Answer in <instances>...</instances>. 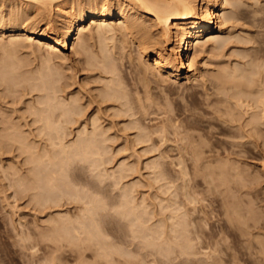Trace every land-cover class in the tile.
<instances>
[{"label": "bare ground", "instance_id": "6f19581e", "mask_svg": "<svg viewBox=\"0 0 264 264\" xmlns=\"http://www.w3.org/2000/svg\"><path fill=\"white\" fill-rule=\"evenodd\" d=\"M231 1L230 0H0V86L1 85H4L6 90L8 89L10 92H15L17 90V86L18 84H20L22 87H24L25 82L26 85L28 84V86H26V88L24 87L25 90H42L40 92H43V96L41 95V97H37L38 99L41 98V99H37L39 102V105H37V102L35 104L33 103V100H29L31 104L30 106V113L33 112L35 114V117L33 119L32 122L36 123H40V125H37L36 126V131L35 133H32V134H35L34 137L37 135H41V134H44L43 136H45V142L42 144V146L38 145V143L34 140H30L29 142L21 135L24 133L25 130H22V127H20L17 122L15 123L14 121L16 120H12V121H9L5 118H3V123L2 125H0V137H6L8 136L7 138H10L12 139L17 138V140L19 141L20 140V137H21V140H20V143L19 145L21 144V147L22 148V151H25V153H27L26 155H28V158H26V160L29 162V164L31 165L29 167V165H27L28 167H26L28 169V173H24V171H22L21 169V172H22V175L20 174V177L22 176L21 179H19V176H18V179H19V185L22 186V192L25 193V194H30V197L33 202H34V209H39V211L43 210L45 212L46 208L49 209V207L52 209V206H58V205H62V208L64 206L65 203L69 204L71 203L72 200H74V203L76 202H79L80 205H79V212H77L76 214L74 212H72L73 214H69L68 212L67 213H62L60 211H58V215L57 216H54L52 214L54 213H50L52 216L48 218L47 221L45 222H48V224H51L49 226H47L46 230L45 228H41L43 229L44 231H38L39 233H41L42 237H44L43 239H45L46 241H48V246L49 247L51 244V247H54V245L57 247L59 246L60 248L58 249L59 250H62L61 249V245L60 244H63L64 241H67V242H73L72 245H74L75 243V240H76V245H80L78 244V241L79 243L85 239L89 240V241H92V243L94 242V244H96L98 246V250H99V253L101 255H104L107 259L109 260H115V256L116 254L118 255V257H122L124 256L126 259L127 257H129L130 259H132V257H134V250H129L125 247H122V246H119L118 243L114 240H109V229H107L105 226H103V222H105V220H110L111 218H114V219H117L119 217V219L122 221L124 220L127 225L129 226V228L131 229V232H132V239L133 241L137 238L140 239V241H144L143 243L146 244L144 246V249L146 247L150 248L149 251L147 252V254H153L154 252V249H156L157 253H159V256H161L160 258L163 259H166V262L168 261H171L169 259H172L174 253H177L178 255H176V257H178L180 255V258L182 257V262L185 263V264H190V263H194V264H199V262L197 263L196 261L199 259L201 260L200 261V264H202V261H203V257H200L199 256H204L206 255L207 256V260L209 261V264H217L216 261H210V258L213 256V254L218 251L217 247H219V243H221L222 241H220L221 238H224L221 236V233L219 234V236H221L218 239H216L217 237L216 236H213L211 235L213 232H210V228H212V222H210V220L212 219L211 218V211L213 212V210L209 211V209L207 210L206 208V203L203 204V201L206 202V200L204 199L203 197V194L198 191V190H201L200 187H197L199 188L198 190H195L194 188L196 187V183H194L195 185H192L193 183V180L196 178L195 176L198 174L196 169L199 167H197L198 165V161L200 160V158H198V160L194 161L195 163H197L196 165H194V167L196 166L197 168L194 170V172L192 171L193 173V176L195 175L194 173H197L193 179L192 175H191V171L188 172L189 168L186 167V165L183 163L185 160L182 159V161H180V167H175L174 168V171L175 169L178 171L180 168V170L178 172H180L181 176V180H177V181H181L179 182V185H178V182L176 181V185L175 184H172V182H175L176 179L178 178H175V180L173 179V176L172 178L169 177V175L167 176L168 172H166V170L168 171V169L166 168L165 171H163L162 173H158L162 171V168L164 167H160L159 165H162V164H159V160H161L162 158H160L158 160V158L160 157V155H158L159 157H156L157 159H149V161H146V168L150 167V168H155V167H160L161 169H159L158 171L157 168H155L154 170H152V174H154V176H151V177H155L156 180H160L161 179H166V182L165 183H160V187L161 185L166 186L164 187L165 190H167V192L169 191L170 194H167L165 192V194L167 195H170L168 196L167 198V195L164 196V198L160 197V201H159V208H161L163 210V213L165 210H167L166 212H168L166 214V220H170L171 223L167 222V226L166 227H169L170 230H167L166 232V227L163 228L164 224L166 225V220H162L164 218L165 215H159L161 216L160 219L156 220V221H152L151 222V219L154 218V215L155 214H160V213H156L155 211V207L152 211L149 210V206L147 204V202H145V198H139V199H136L137 197H135L134 193L136 192H133L134 188L135 187V183H134V186L132 185V183H124L121 185V181L124 177H126V173L129 171V170H132V169H136L134 168L137 164L138 166V162L135 163V161H129L128 159L125 158H119V159H116V155L119 154L121 151L123 152V150L125 149L124 147H114V141L116 142V138L117 140L119 139V136H115V134L117 133H114L111 134L110 133V130H111V127L109 125H106L103 123V117L102 115H100L98 112V110L96 111L98 114H94L93 112V115H91L88 119H85V121L83 122L81 120L80 122V119L81 117L80 116V100H78V98L74 97L72 98L73 95H71V99H65V96L64 98H62L63 96L59 94L58 90L60 91V88L63 87L64 84H62V86L60 88L57 89V84L56 81H58V77H57V74L60 73L63 74L64 76V81L66 80H69V79H66L65 80V77L67 76L66 75V72H67V69L66 72L64 70L65 73H61V72H58V69L59 67H57V65H52L51 63H53L56 59V56L58 57V54L59 53V56H60V53H63V55L65 54L66 56V51L67 50H73L72 52H76V54L78 53V55L80 56V59L82 58H85L84 60L87 61V64H89V67H97L98 70L100 71L101 73V79L104 80V86L102 87L103 89H97L99 90L98 94H99V104L98 102L97 103V107H102V103H107L106 104V108H108V111L110 110V108L113 109L112 113L109 114L111 115V118L113 117V119L111 120V122L115 121V118H120L121 121H123L122 123L125 124V125H119V128L121 129V133H122V130L125 131V129H128V130H132V129H135L136 132L135 135H134V138L132 139V143L133 145L135 146H139V145H136V144H142V143H146L145 146L147 145H150L149 143L151 142L152 138H156V137H153V133L157 132L155 135L158 136V133H162L164 131L165 126L162 125L160 127V125H158V127L156 128V130L154 131V128L153 130L149 128L148 124L149 121L153 120L155 121V119L151 118V120H149L147 123L144 122L145 120H142V117L144 116L145 112L147 114V111H148V104L149 103H152L153 104V101L152 100H149L147 101L146 100V97H141L140 94L137 95V93L139 92L138 90L141 85H139V87L137 86L138 84H134L138 87H136V89L134 90L132 87V89L128 88V83L127 81H125V76L123 75L122 72V67L124 66L123 65V55L125 53V51L127 50H123L125 48H120L122 50H117L115 48V46H117V43L116 41L119 42V40H121L122 42H126L128 45L127 46H124V47H128L129 46V43H133L132 46L136 45V49L138 50V52L140 51L141 52V55H143L144 57H146V59H141L140 62H139V71L137 73L139 74H136L137 75H142V77L140 78V81H138L139 83L140 82H143V86H147L149 85V82L152 80H150V77L151 75H154L156 78L158 76V78L160 76H163V78L166 76L167 79L168 78H172L176 81V80H183L184 78L187 79V80H192L195 79L197 80L198 78V75L201 71V67L202 66V63H201V59H199V56L201 55L202 52H205L208 48H212V49H217L219 47L222 46V43L220 44L218 41H219V37L221 34H224L228 31V28H229V23L233 22V20L239 18V15H235V14H229V13H226L223 10V5L227 4V3H230ZM254 5V3L252 4ZM256 7V6H255ZM258 8L260 6H257ZM250 9V11H252L253 13L252 14H255L256 12L261 11V13L264 11L262 8L260 9ZM232 13V12H230ZM248 13H251V12H248ZM258 13V15H259ZM263 14V13H262ZM251 15V14H250ZM249 16V14H248ZM262 16V15H261ZM260 18V15L257 16ZM263 17V16H262ZM253 20V19H252ZM251 20V21H252ZM258 20V19H257ZM261 20V19H260ZM257 22V21H256ZM254 23V22H253ZM259 23V22H258ZM258 23H256L258 25ZM261 24V23H260ZM255 25V23H254ZM256 26V25H255ZM258 27V26H257ZM258 29V28H257ZM258 31H260V29H258ZM260 33V32H259ZM262 33V32H261ZM261 33H260V36H261ZM232 34V33H231ZM263 34V33H262ZM258 35V34H256ZM76 37H77V41H76ZM262 37V36H261ZM244 37H242L243 39ZM247 39H250L248 36L246 37ZM256 38V41H257V38L258 37H255ZM242 39H240V41H242ZM243 40L244 41V44H249L247 42H249L248 40ZM260 38H258L259 40ZM263 39V38H261ZM260 39V40H261ZM254 40V39H252ZM252 40L250 39V42H252ZM245 41H247L245 43ZM116 45H115V44ZM125 43V45H126ZM130 44V45H131ZM225 44V43H223ZM264 44V42H263ZM262 44V45H263ZM195 47L196 48V52H194L192 55L190 54V49L192 47ZM122 47V46H121ZM130 47V46H129ZM128 47V48H129ZM135 47V46H134ZM253 47V46H251ZM251 47H248V48H251ZM259 47V46H258ZM261 47V45H260ZM259 47V48H260ZM41 48H45V52H47V56L48 57H44L40 51H41ZM247 48V47H246ZM263 48H264V45H263ZM263 48L261 47L262 51L259 50V51H256L255 49V54L256 52L259 54V52H261V54L263 53ZM133 49V48H131ZM117 50V51H116ZM136 50V51H137ZM247 50V49H246ZM249 50V49H248ZM129 51V50H128ZM212 51V50H211ZM24 52H27V56L28 57H32L31 54H33L35 57L37 56L38 57V54H42V57L43 60L41 59V65L42 66H39L37 68H35V66H33V68H31L32 66H30L31 64L33 65V63L30 62L29 58H25L26 56L23 54ZM29 52V54H28ZM40 52V53H39ZM44 52V53H45ZM127 52V51H126ZM131 52L130 54V58L131 60L132 59V50L129 51V53ZM139 52V53H140ZM31 53V54H30ZM123 53V54H122ZM128 53V52H127ZM127 53H125V55L127 56ZM245 54H247L248 52H243ZM251 52L248 53V55L250 54ZM57 54V55H56ZM75 54V55H76ZM242 54V52L240 53ZM254 54V52H253ZM254 54V55H255ZM25 57H24V56ZM46 55V54H45ZM52 55H54L55 59L54 60H50L52 59ZM76 55V56H78ZM132 55V56H131ZM136 55H138L136 53ZM135 55V56H136ZM140 55V54H139ZM138 55V57H139ZM140 55V57H141ZM51 56V57H50ZM79 56H78V60H79ZM245 57L244 54L240 55V57ZM252 53H251V55ZM248 56L250 59L251 57ZM259 56H261L262 58H260ZM259 56L255 55V58H259L261 59L262 62H259L257 63V61H253L252 60V65H251V59L250 60H247V56L244 58L247 60L248 62V65L250 63L251 66H248L249 68H246V72H249L248 69H252L253 68V71L250 70V73H252L250 76H247L248 73L245 74V71H244V65L241 64L243 67H242V70L241 69H238L237 65L235 67L237 68H232L231 67H228L226 65H224L226 68H223L224 66H222L221 68L223 69H217L218 71L214 73V75H216L221 81H222V84L221 83H218L220 85H223L224 86L229 82H231L234 87V90L236 88V90L232 91L234 93L238 92L239 94L236 96L233 95L231 92H228V95L229 93H231V96L230 99L233 100V97L236 96V99L237 101H235V103H232V104H235V105H239L240 106V109H239V106L237 107L236 106V110L238 109V111H240V114L241 116H245L242 115L243 114V111L244 113H248L249 114V117L248 115L245 120V122H242L243 126H241V123L239 122L240 120L239 119H242L241 116H239V112L237 113L236 111V116H232L231 114L233 113V115L235 114L234 113V110L232 108L231 105H229L228 107V104L230 102V100H226V103L225 105L227 104V107H226V110L227 109H231L232 108V112L230 115H227V113H224L226 116H231L234 120V118L237 120L235 121L236 123H238V125H233L234 126V129H236L235 127L237 126V128H239L238 126H240V128L243 129L248 127L249 130L247 133L248 135L252 136L253 138V134L254 133V130L255 132H259L257 133V135H259L258 137L260 138V135H261V138L264 139L262 137V132L261 130L259 129V131L257 130L258 128H264V126L260 127V125H264V59H263V56L259 54ZM62 57V55L60 56ZM64 57V56H63ZM129 57V55L127 56ZM126 57V59H128ZM134 57V56H133ZM138 57L136 59H138ZM65 58V57H64ZM242 58V59H243ZM256 58V59H257ZM31 59V58H30ZM37 59V58H36ZM255 59V60H256ZM33 60V59H32ZM35 60V58H34ZM33 60V62H34ZM83 60V59H82ZM81 60V61H82ZM245 60V63H247ZM53 61V62H51ZM130 61V60H128ZM136 62V60H134ZM139 61V60H138ZM137 61V62H138ZM31 64H30V63ZM35 62H38L37 60ZM125 62V61H124ZM133 62V61H132ZM130 62V64L132 63ZM238 62V61H237ZM85 63V62H84ZM128 63V62H127ZM134 63V62H133ZM244 63V61H243ZM261 63V64H260ZM54 64H56L54 62ZM235 64V63H234ZM257 64L259 65V69H258V66ZM39 65V64H38ZM256 65V67H255ZM56 66V67H55ZM133 66V65H132ZM230 66V65H229ZM263 68H262V67ZM66 67V66H65ZM80 67V66H79ZM85 66H83V69H84ZM127 67V66H125ZM135 69L137 68V66H134ZM133 67V68H134ZM228 67V68H227ZM247 67V66H245ZM254 67L258 70H254ZM262 70H261V68ZM54 68H56L57 70L55 71ZM61 69V67H60ZM80 69V68H79ZM86 69V68H85ZM84 69V70H85ZM88 69V68H87ZM86 69V70H87ZM136 69V70H138ZM85 70V71H86ZM96 69H94V72H95ZM135 70V71H136ZM261 70V71H260ZM59 71H62L59 70ZM69 71V70H68ZM81 71H82V68H81ZM92 71V70H91ZM97 71V70H96ZM126 71V70H125ZM254 71H255V74H254ZM259 72V74H257ZM93 72V71H92ZM130 72V71H129ZM131 72H134L131 71ZM263 72V73H262ZM71 73V72H69ZM73 73V72H72ZM71 73V74H72ZM88 73V72H87ZM86 73V74H87ZM89 73L90 70H89ZM88 73V75H89ZM96 73V72H95ZM99 73V72H98ZM93 74V73H92ZM123 76H122V75ZM131 74V73H130ZM151 74V75H150ZM263 75L261 77H257V80L256 81H259L258 84L255 83V85L253 84L254 82V76L252 75ZM60 75H58L59 77H61ZM66 75V76H65ZM96 75V74H95ZM133 77H135L134 75L135 74H132ZM213 75V76H214ZM62 76V77H63ZM75 76V75H74ZM100 76V75H98ZM61 77V78H62ZM97 77V75H96ZM127 77V76H126ZM129 77V76H128ZM127 77V78H128ZM132 77V76H131ZM130 77V78H131ZM215 77V76H214ZM60 78V79H61ZM76 78V77H75ZM78 78V77H77ZM88 78H91V77H88ZM94 78V76H93ZM100 78V77H99ZM139 78V77H138ZM161 78V77H160ZM200 78V76H199ZM216 78V77H215ZM215 81H217V79ZM259 78V80H258ZM97 79V78H96ZM134 79V78H133ZM155 79V78H154ZM165 79V80H167ZM240 79H245V82L247 86L251 85V86H256L257 85V90L254 89V91L257 93H255L253 91L252 88H247L246 86V90L245 91H249L250 93L247 94L246 92H244L243 90H239V89H242L243 86L245 85H242L241 88H237V87H240L241 85H238L235 87V85H237V82L238 80L240 81L239 84H244L241 82ZM62 80V79H61ZM73 80V78H72ZM84 80V79H82ZM86 80V79H85ZM84 80V82H86ZM94 80V79H93ZM92 80V82H93ZM135 80V79H134ZM137 80V78H136ZM159 80V83H161V79H158ZM199 80V79H198ZM100 81V79H99ZM98 81V82H99ZM154 81V80H153ZM151 81V82H153ZM162 81H164V79H162ZM238 81V82H239ZM243 81V80H242ZM22 82L24 83L22 85ZM59 82V81H58ZM57 82V83H58ZM70 82V81H68ZM73 82V81H72ZM77 82V81H76ZM79 82V81H78ZM77 82V83H78ZM97 82V81H96ZM130 82H132V79L130 80ZM166 82V81H164ZM181 82V81H180ZM219 82V81H217ZM234 82V83H233ZM65 83V82H64ZM71 83V82H70ZM88 83V82H87ZM91 83V82H90ZM137 83V81H136ZM174 83V82H173ZM226 83V84H225ZM81 84V83H80ZM86 84V83H85ZM97 84V83H96ZM100 84V83H99ZM128 84V85H127ZM131 85H133V83H130ZM155 84V82H154ZM157 84V83H156ZM163 85V82L161 83ZM177 84V83H176ZM180 84V83H179ZM217 84V85H218ZM253 84V85H252ZM65 85H67V81L65 83ZM73 84L70 85V87L72 86ZM94 85V84H93ZM103 85V84H102ZM151 85V84H150ZM159 85V84H158ZM157 85V86H158ZM216 85V87H218ZM219 85V86H220ZM231 84H229L227 87V89L229 88L231 90V87H229ZM4 86L2 88H4ZM82 86V84H81ZM87 86V84H86ZM85 86V87H86ZM142 86V87H143ZM144 86V87H145ZM154 86V85H153ZM168 86V85H167ZM215 86V84H214ZM0 87V88H1ZM20 87V86H18ZM58 87H59V84H58ZM67 87V86H66ZM65 87V88H66ZM69 87V86H68ZM80 87V86H79ZM99 87V86H98ZM148 87V86H147ZM177 87V86H176ZM64 88V87H63ZM83 88V87H82ZM88 88V87H87ZM92 88V87H91ZM146 88V87H145ZM149 88V87H148ZM151 88V87H150ZM154 88V87H153ZM155 88H156V85H155ZM158 88H160L158 86ZM170 88V87H169ZM219 88V87H218ZM221 89L223 88V86L220 87ZM219 88V89H220ZM244 88V87H243ZM23 89V90H24ZM78 89V88H77ZM93 89V88H92ZM144 89V88H143ZM142 89V90H143ZM172 89V88H171ZM175 89V88H174ZM218 89V91H219ZM252 89V90H251ZM2 90V89H1ZM21 90V91H23ZM84 90V89H83ZM94 90V89H93ZM101 90V91H100ZM131 90H134L135 92L131 91ZM145 90V89H144ZM149 90H152V89H149ZM158 90H161V89H158ZM176 90V89H175ZM179 89L177 88V91ZM217 90V88L215 89V91ZM226 90V89H225ZM224 89L220 90V92L222 94H224L226 91H229V90H226L225 91ZM251 90V91H250ZM18 91V90H17ZM16 91V92H17ZM19 90V92H21ZM25 91V92H27ZM78 91V90H76ZM80 91V90H79ZM90 91V90H89ZM95 91V90H94ZM156 91V90H154ZM168 91V90H167ZM172 91V90H171ZM216 92L214 94H219V92ZM224 91V92H223ZM242 91V92H241ZM33 92V91H32ZM35 92V91H34ZM88 92V90H87ZM97 92V91H96ZM133 92V93H132ZM137 92V93H136ZM146 94L148 93V91H145ZM176 92V91H175ZM175 92L173 93L175 95ZM251 92H254V93H251ZM18 93V92H17ZM29 93V92H27ZM24 94L25 96L27 95ZM31 93V92H30ZM66 93V92H65ZM76 93V92H75ZM82 93V92H81ZM90 93V92H89ZM134 93L135 96L137 95V99L139 100V103H140V106H141V109L137 108L139 106H137L135 104V96H134ZM139 93H142L141 90ZM153 93V91H152ZM243 93V94H241ZM1 94L3 95L2 91H1ZM10 94V93H9ZM14 94V93H13ZM18 94H22V93H18ZM42 94V93H41ZM67 94V93H66ZM74 94V92H73ZM77 94H80L77 93ZM84 94V93H83ZM92 94V93H91ZM94 94V92H93ZM133 94V95H132ZM144 94V93H142ZM145 94V95H146ZM150 94V93H149ZM147 94V98H150L149 95ZM157 94V93H156ZM178 94V92H177ZM227 94V92H226ZM224 94V95H226ZM245 94V95H244ZM254 94V95H253ZM6 94L4 93L3 97L5 96ZM11 95V94H10ZM17 96V94H14ZM13 95V96H14ZM31 96V94H28ZM40 95V94H39ZM76 95V94H74ZM96 95V93H95ZM140 95V96H139ZM164 95V94H163ZM168 95V94H166ZM164 95V96H166ZM180 95V93H179ZM184 95V94H182ZM223 95V96H224ZM34 96V95H33ZM62 96V97H61ZM67 96V95H66ZM90 96V95H89ZM98 96V95H97ZM135 98H134V97ZM155 96V94L153 95ZM163 96V97H164ZM181 96V95H180ZM230 96V95H229ZM7 97V95H6ZM22 97V96H21ZM20 96L19 97H16L18 98H21ZM32 97V96H31ZM36 97V96H34ZM81 97V96H80ZM91 97V96H90ZM94 97V96H92ZM91 97V99H92ZM157 97V95H156ZM162 97V98H163ZM189 96H187V100ZM12 99L11 96L8 97V99ZM14 98V97H13ZM14 98V100L16 99ZM84 98V97H83ZM158 98V97H157ZM161 98V100H162ZM166 98V97H165ZM176 98V97H175ZM183 98V97H182ZM228 98V96H227ZM5 99V98H4ZM23 99V97H22ZM28 99V98H27ZM33 99V98H32ZM36 99V98H35ZM90 99V98H89ZM88 99V100H89ZM151 99H152V96H151ZM155 99V97H154ZM164 99V98H163ZM169 99V97H168ZM174 99V98H172ZM184 99V98H183ZM229 99V98H228ZM3 100V99H1ZM13 99L11 100L14 101ZM26 100V99H25ZM84 100V99H83ZM94 100V99H93ZM137 100V102H138ZM144 100V101H142ZM145 100L149 103L146 104ZM156 100V99H155ZM161 100H160V104L162 105L163 107V104L161 103ZM167 100V99H166ZM165 100V104H167ZM186 100V101H187ZM224 98H223V101H225ZM4 101H7L6 99ZM23 101V100H22ZM91 101V100H90ZM96 101V99H95ZM152 101V102H151ZM171 101V100H170ZM183 102L185 100H182ZM181 101V102H182ZM1 102V101H0ZM9 102V100H8ZM82 102V101H81ZM155 102V101H154ZM163 102V101H162ZM173 102V101H172ZM175 102V100H174ZM173 104H176V102ZM181 102H178L181 104ZM6 104V102H3V104ZM21 103V101H20ZM25 103V102H24ZM28 103V102H26ZM157 103V102H156ZM154 103V104H156ZM169 103V102H168ZM187 103V102H186ZM212 103V104H211ZM210 103V105H213V101ZM218 103V102H217ZM224 103V102H223ZM4 104V105H5ZM10 104V103H9ZM13 104V102L11 103ZM18 104V103H17ZM15 103V105H17ZM29 104V105H30ZM85 104V103H84ZM87 104V103H86ZM138 104V103H137ZM164 104V105H165ZM171 104V102L169 103V105ZM172 104V105H173ZM184 104V103H183ZM188 104V103H187ZM192 104V103H191ZM190 103L188 105H191ZM231 104V103H230ZM2 105V104H1ZM7 105V104H6ZM90 105V104H89ZM92 105H93V102H92ZM157 105V104H156ZM156 105H153L154 107ZM160 105V106H161ZM187 105V106H188ZM193 105V104H192ZM23 106V105H22ZM86 106V105H85ZM88 106V105H87ZM150 106V104H149ZM152 106V107H153ZM167 106V105H166ZM177 106V105H175ZM180 106V105H179ZM177 106V107H179ZM182 106V105H181ZM185 106V105H184ZM186 106V108H187ZM218 106V105H217ZM9 106H7V109ZM18 107V106H17ZM93 107V106H92ZM96 107V106H94ZM96 107V108H97ZM151 107V108H152ZM153 107V109H154ZM161 107V108H162ZM174 107V106H172ZM193 107H196L193 106ZM224 107V106H223ZM234 109H235V106H233ZM2 109V106L0 107ZM12 108V106H11ZM19 108V107H18ZM25 108V107H23ZM104 108V107H103ZM105 108V110H107ZM156 108V107H155ZM160 108V107H159ZM158 108V109H159ZM165 108V107H163ZM161 109L162 113L164 112L165 109ZM171 108V107H169ZM185 108V109H186ZM190 108V107H188ZM187 108V110H189ZM13 109V108H12ZM12 109H9V110H12ZM16 109V108H14ZM13 109V110H14ZM100 109V108H98ZM184 109V108H183ZM191 109L193 110V108L191 107ZM219 109V108H218ZM221 109V108H220ZM5 110V109H4ZM23 110V109H22ZM21 110V111H22ZM25 110V109H24ZM24 110L23 112H19V114L21 113H24ZM83 110V109H82ZM85 110H88V109H85ZM83 111V112H86V111ZM101 110V109H100ZM104 110V111H105ZM152 110V109H151ZM157 110V109H156ZM156 110H152V111H155ZM160 110V109H159ZM177 110V108H176ZM174 109V111H176ZM180 110V109H179ZM222 110V109H221ZM27 111V110H26ZM25 111V112H26ZM28 111H27V114H28ZM94 111V110H93ZM103 111V112H104ZM150 111V109H149ZM148 111V112H149ZM161 111H159L161 113ZM169 111V110H167ZM181 111V110H180ZM179 111V112H180ZM219 111V110H218ZM223 111V110H222ZM229 111H227L229 113ZM9 112V111H8ZM7 112V113H8ZM14 112V111H12ZM16 113L18 112L17 109L15 111ZM101 112V113H103ZM110 112V111H109ZM158 112V113H159ZM220 112V111H219ZM242 112V113H241ZM1 113V111H0ZM107 113V111H105V114ZM139 113H144L142 117H138V114ZM151 113V111L149 112ZM153 113V112H152ZM160 113L158 115H160ZM168 113V112H167ZM175 113V112H174ZM174 113H171L174 115ZM178 113V111H177ZM186 113V112H185ZM185 113L182 114L185 116ZM221 113V112H220ZM4 113H2L3 115ZM26 114V115H27ZM32 114V113H31ZM30 114V115H31ZM82 114H85V113H82ZM91 114V113H90ZM169 114V113H168ZM188 114V113H186ZM192 114V113H191ZM190 114V116H191ZM224 114H222L224 116ZM1 115V116H2ZM24 114H22L23 116ZM29 115V114H28ZM157 115V116H158ZM162 115V114H161ZM160 115V116H161ZM165 115V112L164 114ZM167 115V114H166ZM165 115V117H166ZM172 115V117H173ZM181 115V116H182ZM194 115V113L192 114ZM7 116V115H6ZM8 116H10L8 114ZM21 116V115H20ZM19 116V117H20ZM21 116V117H22ZM25 116V115H24ZM23 116V117H24ZM78 116V117H77ZM83 116V115H81ZM85 116V115H84ZM105 116V115H104ZM168 116V115H167ZM175 116V115H174ZM180 115L178 117H181ZM195 116V115H194ZM11 117V116H10ZM146 116H144L143 118H145ZM149 117V114L147 115V120L150 118ZM162 117V116H161ZM177 117V118H178ZM225 117V116H224ZM239 117V118H238ZM9 118V117H7ZM30 118V117H29ZM106 118V117H105ZM104 118V119H105ZM169 118L171 119V117L169 116ZM175 118V117H174ZM184 118L183 116L179 119L181 121V119ZM190 118V117H189ZM221 118V117H220ZM231 118V119H232ZM12 119V117H11ZM22 119V118H20ZM28 119V118H27ZM146 119V118H145ZM163 119H164V116H163ZM168 119V121L170 120ZM176 119V118H175ZM173 120V127H177L176 125H178V122L176 120ZM185 119V118H184ZM191 119V118H190ZM197 119V118H196ZM194 117V121H197ZM230 119V118H229ZM244 119V118H243ZM107 120V118H106ZM117 120V119H116ZM146 120V121H147ZM159 120V119H157ZM166 120V118H165ZM178 120V119H177ZM186 120V119H185ZM202 120V119H201ZM204 121H206L205 119H203ZM208 120V119H207ZM224 120V119H223ZM25 121H26V118H25ZM152 121V122H153ZM160 121V120H159ZM167 121V120H166ZM165 121V122H166ZM167 121V122H168ZM184 121V120H183ZM191 122L190 120H188V117H187V122ZM199 121V120H198ZM226 121V119H225ZM78 122H80L79 125H76L78 124ZM118 122V121H117ZM162 122V121H161ZM171 122V121H170ZM193 122V121H192ZM208 122V121H207ZM214 122V121H213ZM230 122V121H228ZM234 122V121H232ZM31 123V122H29ZM34 123H32L34 125ZM115 123V122H114ZM146 123V124H145ZM174 123H175V126H174ZM181 123V122H180ZM196 123V122H195ZM199 123V122H197ZM210 123H211V120H210ZM210 123H209V126H210ZM247 125H245V124ZM109 124V123H108ZM119 124V122H118ZM155 124V123H154ZM153 124V125H154ZM166 124V123H165ZM169 124V123H168ZM172 125V122L170 123ZM183 124V126H185V121L181 123V125ZM192 124V123H191ZM204 124V123H203ZM202 123L200 125H203ZM227 124V123H226ZM229 124V123H228ZM233 124V123H232ZM27 126V122L25 124ZM72 125H76V127L74 128H71ZM111 125V124H110ZM116 125V123H115ZM152 125V124H151ZM180 125V124H179ZM196 126V124H194ZM213 125V123H212ZM250 127H249V126ZM122 126V128L120 127ZM124 126V127H123ZM190 126V124H189ZM193 126V124H192ZM232 126V125H230ZM259 126V127H258ZM156 127V126H155ZM168 127V126H167ZM171 127V126H169ZM168 127V128H169ZM171 127V130L172 128ZM197 127V126H196ZM201 127V126H200ZM206 127H208L206 125ZM205 127V128H206ZM212 127V126H211ZM258 127V128H257ZM24 128V127H23ZM33 128V126H32ZM70 128V129H69ZM178 128V127H177ZM176 128V130H177ZM180 128V127H179ZM190 128H192L190 126ZM247 128V129H248ZM262 128V129H263ZM184 129V127H183ZM193 129V128H192ZM192 129L191 132H192ZM195 129V128H194ZM201 129V128H200ZM210 129V127H209ZM213 129H214V125H213ZM212 129V130H213ZM252 129V133L250 134L251 130ZM174 130V129H173ZM172 130V131H173ZM176 130H174L173 132H177ZM185 130V129H184ZM188 129H186L187 131ZM197 130V129H196ZM206 130V129H205ZM204 130V131H205ZM240 130V129H239ZM244 130V129H243ZM246 130V129H245ZM166 131V130H165ZM169 131V129L166 131V133ZM183 131V130H182ZM185 131V132H186ZM198 131V130H197ZM201 130H199L200 132ZM236 131V130H235ZM238 131V129H237ZM241 131V130H240ZM264 131V129L262 130ZM115 132V131H113ZM126 134H127V130L125 131ZM129 132V131H128ZM178 132H179V129H178ZM198 132V133H199ZM217 132V131H216ZM214 132V133H216ZM245 132V131H244ZM29 133V132H28ZM124 133V132H123ZM172 133V132H171ZM180 133H181V130H180ZM179 133V134H180ZM184 133V132H183ZM196 134V132H194ZM197 133V134H198ZM210 134H212L211 132H209ZM213 133V134H214ZM237 133V132H236ZM240 133H243V132H239L238 135H240ZM246 133H243V134H246ZM255 133V134H256ZM70 134H74L73 135V138H69ZM118 134V133H117ZM163 134L165 135V133L163 132ZM178 134V133H177ZM178 134V135H179ZM186 134H188V131L186 132ZM186 134H182V137L183 136H186ZM206 134H207V131H206ZM217 134V133H216ZM242 134V135H243ZM3 135V136H2ZM21 135V136H20ZM29 135H31L29 133ZM132 135V136H133ZM160 135V134H159ZM167 136H169L170 134H166ZM165 135V136H166ZM172 135V134H171ZM170 135V137H171ZM173 135H175L173 133ZM177 135V137H178ZM190 135V133H189ZM194 135V134H193ZM193 135L191 136L193 138ZM219 135V134H218ZM225 135V134H224ZM237 135V136H238ZM240 135V137L242 136ZM257 135H254L257 137ZM263 135H264V132H263ZM32 136V135H31ZM43 136L41 135L42 139H43ZM131 136V134H130ZM162 136V135H160ZM181 136V135H180ZM198 136V135H197ZM210 136V135H209ZM233 136V135H231ZM243 136H246L245 138L247 139V135H243ZM4 137V139L6 140V138ZM30 137V136H29ZM35 137V138H36ZM39 137V136H38ZM37 137V139H38ZM39 137V138H41ZM124 137V136H122ZM126 137V135H125ZM163 137V136H162ZM176 137V136H175ZM176 137V140L179 138ZM196 137V136H195ZM201 137V136H200ZM213 137V136H212ZM257 137V140L259 139ZM19 138V139H18ZM161 138V137H160ZM187 138V136H186ZM190 138V136H189ZM198 138V137H197ZM196 138V139H197ZM207 138V137H205ZM244 138V137H243ZM250 138V137H249ZM255 138V137H254ZM3 139V138H2ZM9 139V140H11ZM30 139V138H29ZM115 139V140H114ZM130 139V138H128ZM159 139V138H158ZM175 139V138H174ZM181 139V137H180ZM178 139V140H180ZM195 139V140H196ZM210 139V138H209ZM225 141H226V138H224ZM237 139V137H236ZM245 139V140H246ZM1 140V139H0ZM14 140L16 141V139H13V141L11 140V142H14ZM127 140V139H126ZM167 141L169 140V138L167 137L166 139ZM182 140V139H181ZM184 140V139H183ZM204 140V139H203ZM202 140L199 139V143L203 145L205 144H211V143H207L208 141H206V143H204ZM211 140V139H210ZM213 140V139H212ZM211 140V141H212ZM220 140V139H219ZM253 140V139H251ZM2 141V140H1ZM0 141V143H1ZM4 141V140H3ZM33 141V142H31ZM130 141V140H129ZM154 142L152 143H155V140H153ZM170 141H174L173 138L171 140L170 138ZM190 141V140H188ZM187 141V142H188ZM197 141V140H196ZM210 141V142H211ZM218 142V140H216ZM236 141V140H235ZM240 141V140H239ZM22 142V143H21ZM119 142V141H118ZM157 142V141H156ZM191 142V141H190ZM194 142V141H193ZM213 142V141H212ZM222 141H220L221 143ZM248 142V141H247ZM250 142V141H249ZM252 142H255V141H252ZM264 142V140L262 141V143ZM15 143V142H14ZM17 143V141H16ZM15 143V144H16ZM120 143V142H119ZM130 142V146H133L131 145L132 144ZM151 143V145H152ZM168 143V142H167ZM170 143V142H169ZM176 143V142H175ZM183 144L185 142H182ZM189 143V142H188ZM195 143V142H194ZM223 143V142H222ZM237 142H235L236 144ZM257 144H259V142H256ZM261 143V142H260ZM3 144V142L1 143ZM12 144V143H11ZM9 144V146L11 145ZM18 144V143H17ZM16 144V145H17ZM40 144V143H39ZM122 144V143H121ZM158 144V143H157ZM174 144V142H173ZM198 144V143H196ZM196 144L194 145V147L196 146ZM199 144V146H200ZM212 144H215V143H212ZM239 144V143H238ZM251 144V143H250ZM123 145V144H122ZM127 145V144H125ZM156 145V144H155ZM168 145V144H167ZM177 145V144H176ZM176 145H175V148H176ZM188 145H191V144H188ZM188 145H183V146H188ZM240 145V144H239ZM239 145H236L238 146L239 148ZM2 146V145H1ZM4 146V145H3ZM8 148H11L12 146H10ZM119 146V145H118ZM134 146V147H135ZM157 146V145H156ZM170 146V145H169ZM173 146V145H172ZM178 146V145H177ZM180 146V145H179ZM198 146V145H197ZM197 146L194 148V154L196 152V150L198 149ZM198 146V147H199ZM206 146V145H205ZM243 146V145H242ZM254 146H255V143H254ZM258 145H256L257 147ZM261 146V144H260ZM264 147V144L262 145ZM261 146V148H263ZM128 148H130L128 145H127ZM149 149H150V146H148ZM152 147H155V146H152ZM151 147V148H152ZM160 147V146H159ZM158 147V149H159ZM171 147V146H170ZM190 147V146H189ZM192 147V146H191ZM202 147V146H201ZM208 147V146H207ZM214 147V146H213ZM220 147V145H219ZM218 147V148H219ZM224 147V144L223 146ZM247 147V146H246ZM4 148V147H3ZM6 148V149H8ZM13 148V147H12ZM157 148V147H156ZM154 148V149H156ZM163 152L165 150V147H163ZM174 148V146H173ZM186 147H184L185 149ZM204 147H202L203 149ZM225 148V147H224ZM237 148V149H238ZM260 148V147H259ZM2 149V147H1ZM17 149V148H16ZM20 149V148H19ZM17 149V151L19 150ZM143 149V147L141 148ZM148 149V148H147ZM169 149V148H168ZM179 149H181L179 147ZM190 149V148H189ZM201 148H199L198 150H200ZM206 149V148H205ZM214 150L215 147L213 148ZM245 149V148H244ZM4 149H2V152H3ZM21 150V149H20ZM130 150V149H129ZM128 150V151H129ZM136 150V148H135ZM138 150V149H137ZM161 150V149H159ZM167 150V149H166ZM165 150V151H166ZM176 150V149H175ZM211 150V149H210ZM209 150V152H210ZM219 151L221 149H218ZM216 150V151H218ZM240 150H242L241 152L243 153V149L241 148ZM238 150V151H240ZM257 150V149H256ZM1 151V150H0ZM8 151V150H7ZM10 152H12V150H9ZM16 151V150H15ZM21 151V152H22ZM139 151V150H138ZM143 151V150H142ZM142 151L140 152V154H142ZM147 151H150L152 152V149L150 150H147ZM158 151V150H157ZM162 151V150H161ZM170 151V150H169ZM184 152L186 150H183ZM205 152H207L206 150H204ZM213 151V150H212ZM211 151V152H212ZM227 151V150H226ZM246 151V150H245ZM244 151V152H245ZM260 151V150H259ZM9 152V153H10ZM19 152V151H18ZM17 152V153H18ZM121 152V153H122ZM132 152V151H131ZM138 152V153H139ZM146 152V150H145ZM145 152L143 153L145 155ZM156 152V150L154 151ZM198 152V151H197ZM196 152V153H197ZM228 152V151H227ZM6 153V152H5ZM14 153V152H13ZM20 153V152H19ZM120 153V154H121ZM127 153V152H126ZM137 153V152H135ZM148 153V152H147ZM160 153V152H159ZM162 153V152H161ZM160 153V154H161ZM178 153V152H177ZM199 153V152H198ZM203 152H201L202 154ZM212 153H215L214 151ZM218 153V152H217ZM229 153V152H228ZM235 151L233 152L232 155H236L234 154ZM238 153V152H237ZM240 153V152H239ZM21 154V153H20ZM19 154V155H20ZM23 154V153H22ZM152 154V153H151ZM165 154V153H164ZM164 154H161L163 155L162 157H164L165 155ZM170 154V153H169ZM193 154V155H194ZM205 154V153H204ZM209 154V153H208ZM223 154V153H222ZM227 154V153H226ZM225 154V155H226ZM24 155V154H23ZM127 155V154H126ZM129 155V154H128ZM132 155V153H131ZM136 155V154H135ZM155 155V154H154ZM180 155V153H179ZM185 155V153H184ZM188 155V153H186V156ZM192 155V156H193ZM200 155V154H198ZM197 155V157H198ZM210 155V154H209ZM214 156V154H212ZM133 156H134V153H133ZM131 156V157H133ZM138 156V158H142L141 156L139 157V155H136ZM149 156V154L147 155ZM171 156V155H170ZM173 156V155H172ZM176 156V154H175ZM178 156V155H177ZM219 156L222 157V155L219 153ZM19 157V156H18ZM130 157V155H129ZM152 157V156H151ZM154 157V156H153ZM200 157V156H199ZM207 157V155L205 156ZM219 157V158H220ZM224 157V156H223ZM1 158V157H0ZM150 158V157H149ZM168 158V157H166ZM165 158V159H166ZM173 158V157H172ZM171 158V159H172ZM176 158V157H175ZM173 158V161L174 159ZM178 158V157H177ZM176 158V159H177ZM202 158H203V155H202ZM208 158V157H207ZM216 158V157H215ZM226 158V157H224ZM232 158V157H231ZM3 157L1 158V161H2ZM130 159V158H129ZM135 159V158H133ZM147 159V158H146ZM145 159V160H146ZM175 159V160H176ZM179 159V158H178ZM205 159V158H204ZM210 159V158H209ZM227 159V158H226ZM235 159V158H234ZM233 158L231 160H234ZM4 160V159H3ZM6 160V159H5ZM12 160V159H11ZM16 160H17V157H16ZM19 160V159H18ZM25 160V161H26ZM139 160V159H138ZM164 160V159H163ZM193 160V159H192ZM202 160V159H201ZM217 161V159H214ZM221 160V159H219ZM224 159L221 160V162L223 161ZM229 160V159H228ZM244 160V159H243ZM8 161V160H7ZM21 161V160H20ZM25 162V163H28V162ZM76 161H80L81 163H85V162H88L90 164V166H93L94 168L97 169V173L102 175L101 176V179L102 178H112L113 180H115V185L116 184H120V189L122 188V194H121V198L117 201H114L115 199V196L114 194L111 192L110 193V196L108 195L107 199H110L111 197L113 198L114 196V200L112 201V203L110 202L109 203V200L106 202L105 197H98V191L100 188H98V185L97 187H93L95 189L93 190H89V189H92V188H89L87 189V191L85 189H83L84 187V184H82L83 186H78L79 184L75 183L76 181H74L73 179V176L71 174H69V170H70V165ZM168 163V160H166ZM172 161V160H170ZM207 161V160H206ZM212 161V159L210 160ZM209 161V163H211ZM227 162V160H224ZM230 161V160H229ZM22 162V161H21ZM24 162V161H23ZM23 162L22 164L20 165H23ZM144 162V161H143ZM142 162V163H143ZM162 162V161H161ZM160 162V163H161ZM186 162V161H185ZM188 162V160H187ZM220 162V163H221ZM233 162V161H232ZM232 162L230 161L229 163H231V166L232 165ZM234 162H238V161H234ZM8 163H11L10 160L8 161ZM7 163V164H8ZM13 163V161H12ZM17 163V162H16ZM15 163V164H16ZM18 163H20L18 161ZM24 163V164H25ZM145 163V162H144ZM143 163V165H144ZM164 163V161L162 162ZM171 163V164H170ZM169 164L170 165H173V162H170ZM207 163V162H206ZM209 163L207 165H209ZM215 163V162H213ZM210 164L211 165V168L212 166L214 167L215 164ZM228 163V164H229ZM2 164V162H1ZM0 164V166H1ZM6 164V165H7ZM14 164V163H13ZM182 164V165H181ZM184 164V165H183ZM224 164V163H223ZM235 164V163H234ZM4 164H2L3 166ZM75 165V164H74ZM85 165V164H84ZM108 165H113L110 169V167H108ZM141 164V166H143ZM167 165V164H166ZM176 165H177V162H176ZM190 165V164H189ZM192 165V164H191ZM204 165V164H203ZM218 165H219V162H218ZM227 165V164H226ZM225 165V166H226ZM238 168V165L235 164ZM234 165V166H235ZM1 166V168H3ZM11 167V170L13 169V167H17V166H14V165H9V168ZM25 166V165H24ZM89 166V167H90ZM136 166V167H137ZM140 166V167H141ZM169 165H167L168 167ZM193 166V165H192ZM202 165H200L201 167ZM221 166H222V163H221ZM224 166V165H223ZM224 166V167H225ZM233 166V167H234ZM241 166V165H239ZM8 167V165H7ZM5 166L4 169L7 168ZM21 167V166H20ZM72 167V166H71ZM75 167V166H74ZM78 167V166H77ZM75 167V168H77ZM86 167V165H85ZM108 167V168H107ZM139 167V166H138ZM172 168V166H170ZM8 168V169H9ZM74 168V169H75ZM144 168V166L142 167ZM140 168V169H142ZM179 168V169H178ZM192 168V167H191ZM207 169H209L210 167H207ZM205 166L204 168L201 167V169H206ZM236 167L234 168L237 169ZM240 168V167H239ZM239 168H238V171H239ZM4 169H2V171H4ZM20 169V168H19ZM18 169V170H19ZM26 169V170H27ZM72 169V170H74ZM79 169V168H78ZM82 169V168H81ZM99 169V170H98ZM111 171H110V170ZM139 169V168H138ZM137 169V171H138ZM165 169V168H164ZM163 169V170H164ZM16 170V168H15ZM85 170V169H84ZM91 170V169H90ZM147 170V169H146ZM233 170V168H232ZM0 171V172H2ZM6 171V170H5ZM10 171V170H9ZM13 171V170H12ZM12 171L10 173H12ZM92 171V170H91ZM96 171V170H95ZM100 171V172H99ZM135 171V170H133ZM131 171V172H133ZM136 171V172H137ZM156 171V172H154ZM172 171V170H171ZM199 171V174L200 173H205L203 171L200 172V169H198ZM210 171V170H209ZM27 172V171H26ZM75 172V171H73ZM83 172V171H82ZM88 172V171H87ZM140 172V171H139ZM176 172V171H175ZM173 172V174L175 173ZM207 172V171H206ZM222 172H223V168H222ZM225 172V171H224ZM223 172V173H224ZM234 172V171H233ZM233 172H226V175L228 177V174L227 173H232ZM237 172V170H236ZM10 173H8V175H10ZM23 173L25 175H23ZM78 173H79V170H78ZM86 173V172H83V174ZM135 173V172H134ZM6 174H7V171H6ZM13 174V173H12ZM27 174V175H26ZM88 174V173H87ZM91 174V173H90ZM89 174V175H90ZM96 174V173H95ZM133 174V173H132ZM131 174V175H132ZM170 174V173H169ZM198 174V175H199ZM201 175L202 178L205 179V174H203V176ZM237 174V173H236ZM240 174V173H239ZM238 174V175H239ZM2 175V174H1ZM18 175V174H17ZM103 175L105 177H103ZM128 175V173H127ZM129 175V176H131ZM171 175V174H170ZM199 175V176H200ZM211 175V174H210ZM209 175V176H210ZM234 176L238 177V175H235L233 174ZM232 175V176H233ZM242 178H244L242 174H240ZM5 176V173L3 175V177ZM12 176V175H11ZM80 176H84L82 181L84 180L85 175H80ZM92 176V175H91ZM138 176L139 173H138ZM176 176V174H175ZM208 176V178H210ZM213 176V175H212ZM211 176L210 179H212L213 177ZM216 176V174H215ZM2 177V176H0ZM2 177V178H3ZM132 177V176H131ZM141 177V176H140ZM218 177V176H217ZM8 178V177H7ZM6 176H5V180L7 181L8 179H12V177L8 178L7 179ZM75 178V177H74ZM127 178V177H126ZM148 178V177H147ZM207 178V177H206ZM14 179V178H13ZM12 179V180H13ZM87 179V177L85 178ZM91 179V178H90ZM88 179V182L89 180ZM96 179V178H95ZM94 179V180H95ZM99 179V176L98 178ZM100 179V180H101ZM132 179H135V177H133ZM139 178H137L138 180ZM192 179V181H191ZM201 179V178H200ZM214 179V178H213ZM216 180H218L217 178H215ZM236 179V178H234ZM4 180V181H5ZM92 180V179H91ZM93 180V181H94ZM103 180V179H102ZM101 180V181H102ZM110 180V179H109ZM113 180H110L113 181ZM125 180V179H124ZM148 180V179H147ZM153 180V178H152ZM198 180L199 182V179H196ZM195 180V181H196ZM216 180L214 181L215 183L219 182ZM241 181V179H239ZM244 180V179H243ZM10 181L9 180V184H10ZM81 182V179L79 180ZM85 181V180H84ZM98 181V180H97ZM105 181V180H104ZM103 181V183H104ZM131 181V179L129 180ZM128 181V182H129ZM190 181L192 183H190ZM202 181V180H201ZM208 181V180H207ZM206 179H205V182H207ZM213 181V180H212ZM210 180V182H212ZM239 181V182H240ZM1 182V181H0ZM13 182V181H12ZM86 182V183H88ZM109 182V181H108ZM133 182V181H132ZM135 182V181H134ZM142 182V181H141ZM141 182H137L138 184H140ZM157 182V181H156ZM162 182V181H161ZM164 182V181H163ZM198 182H197V185H198ZM242 182V181H241ZM245 181H243L242 183H244ZM6 183V182H5ZM82 183V182H81ZM84 183V182H83ZM85 183V184H86ZM93 183V182H91ZM90 183V184H91ZM96 183V181H95ZM201 183V182H199ZM203 183H204V180H203ZM202 183V184H203ZM208 183V182H207ZM221 183V182H220ZM241 183V185H242ZM13 184V183H12ZM14 184H16V182H14ZM89 184V185H90ZM100 184V183H99ZM113 184V183H112ZM131 184V185H130ZM137 184V185H138ZM144 184L141 183L140 185ZM205 184V183H204ZM209 184V185H208ZM206 185H208L209 187L211 186L210 183H208ZM212 184V183H211ZM223 183H221L220 185H222ZM235 185H237L236 183H234ZM232 184V185H234ZM240 184V183H239ZM81 185V184H80ZM101 185H104V184H101ZM107 185V184H106ZM114 185V184H113ZM201 185V184H199ZM216 186V184H213ZM225 185V184H224ZM227 185V184H226ZM234 185V186H235ZM244 185V184H243ZM242 185V186H243ZM3 186V184L1 185ZM5 186V185H4ZM7 186V185H6ZM12 186V185H11ZM16 186V185H15ZM14 186V187H15ZM92 186V185H91ZM149 186V185H148ZM218 186V184H217ZM241 186V187H242ZM246 186V185H244ZM243 186V187H244ZM8 187H10V185H8ZM14 187H13V190H14ZM82 187V188H81ZM89 187V186H87ZM86 187V188H87ZM112 187V186H110ZM138 187V186H137ZM157 187V186H156ZM207 187V186H206ZM207 187V188H209ZM219 187V186H218ZM217 187V188H218ZM225 187V186H224ZM223 187V188H224ZM240 187V186H239ZM239 187H236V190L239 189ZM242 187V189H243ZM3 188V187H2ZM12 188V187H11ZM21 187L18 186L17 189H20ZM97 188V189H96ZM106 188H109L108 186L105 187ZM162 188V187H161ZM162 188V189H164ZM172 188V189H171ZM196 188V189H197ZM202 188V187H201ZM204 188V192H205V187ZM206 188V190H207ZM214 188V186H213ZM212 188V189H213ZM230 190L232 189L231 187H229ZM228 188V190H229ZM235 188V187H234ZM4 189V188H3ZM5 189H8L7 187ZM4 189V191H5ZM15 188V190H17ZM101 189H102V186H101ZM104 189V187H103ZM102 189V190H103ZM112 189L114 190V188L112 187ZM119 189V187H118ZM150 189V188H149ZM215 189V188H214ZM219 189V188H218ZM241 189V188H240ZM12 190V189H11ZM14 190V192H15ZM98 190V191H97ZM102 190H100V194H102ZM136 190V189H135ZM139 190V189H138ZM137 190V191H138ZM180 190V191H179ZM211 191V189H208ZM207 190V191H208ZM220 190V189H219ZM222 190V189H221ZM220 190V191H221ZM226 190V189H225ZM224 190V191H225ZM236 190H233V191H236ZM3 191V192H4ZM10 191V190H9ZM18 191V190H17ZM16 191V192H17ZM21 191V190H19ZM90 191V192H89ZM97 191V196H96V193L94 195V193H91V192H95ZM110 190H108L107 192H109ZM197 191V192H196ZM215 191V190H214ZM213 191V192H214ZM223 193H227V192H224ZM1 192V190H0ZM1 192V193H3ZM15 192V194H16ZM21 192V193H22ZM89 192V193H88ZM119 192V190H118ZM148 192V191H147ZM198 192H200L199 194L201 196H199ZM212 192V191H211ZM208 191V193H211ZM212 192V194H213ZM229 192L228 191V194L229 195ZM232 192V191H231ZM249 192V191H247ZM254 192V191H253ZM5 193V192H4ZM3 193V194H4ZM19 193V192H18ZM20 193V194H21ZM105 193V191L103 192ZM217 192H215L216 194ZM221 194H223L222 192H219ZM7 195V193H5ZM10 194V193H9ZM99 194V196H100ZM111 194H113V196H111ZM137 194V193H135ZM143 194V193H142ZM198 194V195H197ZM206 194V192L204 193ZM218 194V193H217ZM216 194V196H217ZM231 195L235 194V192H232L230 193ZM14 195V194H13ZM23 195V194H22ZM107 195V194H106ZM105 195V196H106ZM117 195V194H116ZM144 195V194H143ZM149 195V194H148ZM220 195V194H219ZM27 196V195H26ZM138 196V195H137ZM147 197V195H144ZM156 196V195H155ZM216 198L215 195H213ZM221 196V195H220ZM5 197V195H4ZM12 197V196H11ZM14 197V196H13ZM16 197V196H15ZM14 197V198H15ZM19 197V196H18ZM110 197V198H109ZM166 197V198H165ZM207 197V196H206ZM225 197V196H224ZM223 197V200H225ZM3 198V197H2ZM6 198V197H5ZM22 198V197H21ZM19 198V199H21ZM158 198V197H157ZM222 198V197H221ZM220 198V199H221ZM227 199V197H225ZM229 199L231 198L230 195L228 197ZM241 197H239L240 199ZM257 198V197H256ZM4 199V198H3ZM8 199V198H7ZM24 199V197H23ZM29 199V198H28ZM209 199V198H208ZM227 199V201L229 200ZM238 199V197L236 198ZM236 199H234L236 201ZM238 199V200H239ZM6 200V199H5ZM16 200V199H15ZM27 200V199H26ZM30 200L29 202L27 201V203H30ZM159 200V199H158ZM156 200V201H158ZM233 201V199H231ZM264 200V199H263ZM208 201V200H207ZM210 201V199H209ZM219 201V200H218ZM231 201V202H232ZM233 202L234 204H238L239 203H236V202ZM7 202V200H6ZM69 202V203H68ZM73 202V201H72ZM115 202V203H114ZM150 202V201H149ZM229 202V201H228ZM238 202H241V201H238ZM263 202V201H261ZM73 203V204H74ZM78 203V204H79ZM152 203V202H151ZM156 203V202H155ZM213 203V201L211 202ZM220 203V202H219ZM222 203V202H221ZM224 203V202H223ZM227 203V202H226ZM225 203V204H226ZM230 203V202H229ZM6 204V203H5ZM26 204V202H25ZM32 204V203H31ZM158 204V203H157ZM224 204V205H225ZM9 205V204H8ZM156 205V204H155ZM213 205V204H212ZM221 205V204H220ZM223 205V204H222ZM231 205V203H230ZM233 205V204H232ZM231 205V207H233ZM3 206V205H2ZM27 206V205H26ZM154 206V205H153ZM211 206V205H210ZM227 206V205H226ZM242 206V204H241ZM245 206V205H244ZM249 206V205H248ZM5 207V206H4ZM10 207V205H9ZM30 207V206H28ZM77 207V206H76ZM75 206L73 208H76ZM246 207V206H245ZM42 208H45L42 209ZM53 208H56V207H53ZM58 208V207H57ZM65 208V207H64ZM153 208V207H152ZM210 208V207H209ZM226 208V207H225ZM237 208V207H236ZM234 208V211H238V209ZM249 208V207H248ZM247 208V209H248ZM261 208V206H260ZM33 209V210H34ZM71 209V208H70ZM76 209V210H77ZM115 212V215L112 213L113 210ZM228 209V207H227ZM233 209V208H232ZM236 209V210H235ZM246 209V210H247ZM252 209V207H251ZM251 209H248L250 212L252 211ZM262 209V208H261ZM55 210V209H54ZM57 210V209H56ZM64 210V209H63ZM75 210V211H76ZM216 210V208H215ZM231 210V209H230ZM226 211L229 213V211ZM245 210V209H244ZM242 210L241 212L239 213H242V216H243V211ZM254 210V209H253ZM30 211V210H29ZM35 211V210H34ZM38 211V212H39ZM69 211V210H68ZM78 211V210H77ZM106 212L107 214H104L103 212ZM110 211H112L110 213ZM161 211V210H160ZM159 211V212H160ZM225 211V210H224ZM223 211V212H224ZM9 212V211H8ZM23 212V211H22ZM42 212V211H41ZM60 212V213H59ZM65 212V211H64ZM158 212V211H157ZM162 212V211H161ZM210 212V214H209ZM231 212L233 213V210H231ZM245 212V211H244ZM248 212V211H247ZM7 213V212H6ZM46 213V212H45ZM235 213V212H234ZM238 213V212H236ZM13 214V213H12ZM20 214V213H19ZM39 214V213H38ZM43 215V213H41ZM49 214V213H48ZM49 214V215H50ZM214 214V213H213ZM254 215L256 216V213H251L250 215ZM6 215V214H5ZM23 215H26V214H23ZM36 215V214H35ZM56 215V214H55ZM224 215V214H223ZM229 215V214H228ZM246 215V213L244 214ZM250 215L246 216V217H249L250 219L251 218H254L253 217H250ZM258 215V214H257ZM20 216V215H19ZM18 216V217H19ZM22 216V214H21ZM157 217V215H155ZM227 216V215H226ZM230 216L231 213H230ZM235 216L237 217V214L234 216H232V218L230 219H227L228 216H227V220H229L230 222V227L232 224H234L235 222L237 223V220L235 218ZM240 216V217H242ZM24 217V216H23ZM22 217V218H23ZM35 216H33L34 218ZM38 217V216H37ZM36 217V218H37ZM239 217V218H240ZM245 217V216H243ZM257 217V216H256ZM255 217V221H253V225L250 223V226H254V228H257V229H254L256 232L258 229V231L253 234L254 236L256 234H262L261 233V230L263 228L264 225H261L259 224L260 220L258 218ZM21 218V217H20ZM159 218V217H158ZM211 218V219H210ZM224 218V217H223ZM235 218V220L233 219ZM37 219H40V218H37ZM105 219V220H104ZM113 219V220H114ZM16 220V219H15ZM22 221V219H20ZM19 220V221H20ZM25 220V219H24ZM34 220V219H33ZM45 220V219H44ZM155 220V219H153ZM225 220V221H227ZM235 221L234 223L232 222ZM240 220V219H239ZM244 219H242L243 221ZM28 221V220H27ZM213 221V220H212ZM241 221V220H240ZM238 221V222H240ZM244 224V222H242ZM247 220H245L246 222ZM251 221V222H252ZM15 222V221H14ZM18 222V221H17ZM25 222V221H24ZM36 222V221H33V223ZM44 222V221H42ZM108 222H112L111 220L110 221H107ZM165 222V223H164ZM201 222V223H200ZM227 222V224L229 223ZM232 222V223H231ZM245 223V224H248ZM20 223V222H19ZM18 223V224H19ZM27 223V222H26ZM29 223V222H28ZM27 223V225H29ZM236 223L234 225H236ZM240 223V224H241ZM262 223V222H261ZM21 224H23L21 222ZM19 224V225H21ZM36 223H34L35 225ZM109 224V223H108ZM210 226H209V225ZM223 224V223H222ZM238 224V223H237ZM244 224V225H245ZM126 225V226H127ZM215 225V224H214ZM226 225V224H224ZM244 225H241V227L238 226L242 229V227ZM15 226H16V223H15ZM18 226V225H17ZM24 226V225H22ZM20 226V227H22ZM31 226V225H30ZM40 226V225H39ZM42 226V225H41ZM45 226V225H44ZM127 226V227H128ZM210 227V228H206V227ZM229 226V224H228ZM237 226V225H236ZM237 226V227H238ZM32 227V226H31ZM30 227V228H31ZM233 227V225H232ZM17 228V227H16ZM26 229V227H24ZM39 228V227H38ZM209 229L208 231L204 230V229ZM220 228L222 229L221 225H220ZM219 228V229H220ZM225 228V227H224ZM245 229H247V226L243 227ZM36 229V228H35ZM165 229V230H164ZM218 229V230H219ZM221 229H220V232H221ZM15 230V228H14ZM13 230V231H14ZM22 230V229H21ZM24 230V229H23ZM30 230V229H29ZM212 230V229H211ZM214 230V229H213ZM226 230V229H225ZM228 230V229H227ZM226 230V231H227ZM244 229H242V232ZM253 230V229H251ZM16 231V230H15ZM27 232V230H25ZM36 231V230H35ZM128 231V230H127ZM169 231V232H168ZM217 231V230H216ZM224 231V230H223ZM222 231V232H223ZM240 231V230H239ZM23 232V231H22ZM20 231V233H22ZM219 232V231H218ZM225 232V231H224ZM247 232V231H246ZM244 232V233H246ZM36 233V232H34ZM129 233V232H128ZM169 233H172V234H169ZM241 233V231H240ZM13 234V233H12ZM15 234V233H14ZM17 234V232H16ZM33 234V232H32ZM208 236V240L207 238L205 239L206 236ZM224 234V233H223ZM25 235V234H24ZM29 233L27 234L28 238H29ZM217 235V234H216ZM244 235V234H243ZM246 235H250L249 234H246ZM252 235V234H251ZM14 236V235H13ZM19 236V234L17 235ZM38 236V234H37ZM253 236V237H254ZM20 237V236H19ZM15 238V241H17L19 239L20 241V238ZM216 237V238H215ZM263 237V236H262ZM25 238V236H24ZM39 237H37V240H38ZM258 239L257 237H254V239ZM22 239V238H21ZM34 239V238H33ZM75 239V240H73ZM23 240V239H22ZM26 240V239H24ZM31 240V239H30ZM81 240V241H80ZM264 240V239H263ZM27 241V240H26ZM32 241V240H31ZM257 241V240H256ZM24 242V241H23ZM22 242V243H23ZM29 243V240L27 241ZM50 242V243H49ZM67 242L65 243L66 246L68 247L69 245L68 244H71V243H68ZM258 245L261 244V246L259 247V249H261L260 251L263 252L264 251V242L261 241V240H258ZM21 243V244H22ZM26 243V242H24ZM44 243V242H43ZM58 243H60L58 245ZM132 243V242H131ZM224 243V242H222ZM244 243V242H243ZM252 243V242H251ZM18 245V243H16ZM37 244V243H36ZM41 244V243H39ZM84 244H88L87 242L84 243ZM139 244V243H138ZM250 244V242H249ZM24 245V244H23ZM28 245V244H26ZM26 245H24V247L26 248H29L27 247ZM31 245V243H30ZM83 245V243H82ZM81 245V246H82ZM141 245V244H140ZM216 245H219V246H216ZM254 245V244H253ZM22 247V245H20ZM32 246V245H31ZM65 246V245H64ZM63 246V247H64ZM65 246V247H66ZM87 245H85L86 247ZM142 246V245H141ZM140 246V247H141ZM33 247V246H32ZM88 247H91L90 245ZM129 247V246H128ZM208 247H212V251H207L206 249ZM216 247V248H215ZM221 247V246H220ZM253 246H251L252 248ZM256 247V245H255ZM262 247V248H261ZM37 248V246H36ZM36 248H32L30 250H34L36 251ZM74 248V247H73ZM72 248V249H73ZM77 248V247H76ZM79 248V247H78ZM147 248V249H148ZM178 248V251L176 250ZM209 248V249H210ZM51 250H48V251H51L52 252V249L57 251V249L54 248H50ZM66 249V248H65ZM69 249V247H68ZM91 249H93L91 247ZM146 249V251H147ZM205 249V250H203ZM216 249V250H215ZM225 249V248H224ZM64 250V249H63ZM70 250H71V247H70ZM96 250V251H95ZM94 251L97 253V249H95ZM214 250V251H213ZM220 250V249H219ZM57 251V252H58ZM151 251V252H150ZM155 251V252H156ZM221 251V250H220ZM228 251V250H227ZM32 252V251H31ZM219 252V251H218ZM221 252H225L224 250L221 251ZM221 252H219L220 254H222ZM34 253V252H33ZM37 253V252H36ZM49 253V252H48ZM47 253V254H48ZM95 253V254H96ZM228 253V252H226ZM32 254V253H31ZM50 254V253H49ZM56 254V252L54 253ZM58 254V253H57ZM60 254V253H59ZM257 254H260L257 252ZM263 254V253H262ZM39 255V254H38ZM98 255V254H96ZM158 255V254H157ZM264 255V254H263ZM262 255V256H263ZM41 256V255H40ZM45 256V255H43ZM49 256V255H48ZM47 256V257H48ZM51 256H53V253L51 254ZM50 256V258H52ZM56 256V255H55ZM140 256V255H139ZM172 256V257H171ZM194 256V257H193ZM217 256L218 253H217ZM222 255H220L221 257ZM230 256V255H229ZM254 256V255H253ZM261 256V257H262ZM31 257V255H30ZM32 257H33V254H32ZM46 257V256H45ZM57 257V256H56ZM101 258V256H98ZM97 257V258H98ZM196 257V258H195ZM264 257V256H263ZM262 257V258H263ZM39 258V257H38ZM36 258V259H38ZM58 258L59 260L61 259V257L58 255ZM117 258V257H116ZM175 258V257H174ZM173 258V260H174ZM54 259V258H53ZM99 259V258H98ZM121 259V258H118V260ZM145 259V256L144 258ZM258 259V258H257ZM264 259V258H263ZM48 260V259H47ZM230 260V259H229ZM248 260V259H247ZM38 261V260H37ZM49 261V260H48ZM55 261H56V258H55ZM52 260V262H55ZM58 261V260H57ZM61 261V260H60ZM80 261V260H79ZM132 261V260H131ZM228 261V259H227ZM36 262V261H35ZM63 262V261H61ZM60 262V264H62ZM145 262V261H143ZM148 261H146L144 264H147ZM152 262V261H151ZM205 261H203L204 263ZM221 262V261H220ZM262 262V261H260ZM37 263V262H36ZM57 263V262H56ZM171 263V262H170ZM219 263V262H218ZM228 263V262H227ZM50 264H53V263H50ZM208 264V263H207ZM229 264V263H228ZM232 264V263H231Z\"/></svg>", "mask_w": 264, "mask_h": 264}, {"label": "rangeland", "instance_id": "374dc122", "mask_svg": "<svg viewBox=\"0 0 264 264\" xmlns=\"http://www.w3.org/2000/svg\"><path fill=\"white\" fill-rule=\"evenodd\" d=\"M231 2L230 3H227V4H225V5H223V10L222 11H224V12H226V13H229V14H235V15H239V18H237V19H235V20H233V22H231V23H229V28H228V31L226 32V33H224V34H221L220 36H218L219 37V43L221 44L222 43V46L221 47H219V48H217V49H212V48H208L205 52H202L201 53V55L199 56V59H201V63H202V66L203 67H201V71H200V73H199V75H198V78H197V80H195V79H193V81L192 80H187V79H181V80H174L173 78H172V80H171V78H168L167 79V77L165 76L164 78H163V76H160L159 78H158V76H157V78L154 76V75H151V77H150V80L151 81H153V82H149V85H147V86H143V82H138V81H140V78L142 77V75H141V77H140V75H137L136 76V74H139V73H137L138 71H139V62H140V60L141 59H146V57H144L143 55H141V52L139 53L138 52V50L136 49L137 47H136V45H134V46H132L133 45V43L131 44V43H129V48L128 47H124V46H127L128 44L126 43V42H122L121 40H119V42L118 41H116L117 43H119V44H117V46H115V48L117 49V50H119L120 48H125V49H123V50H126V48H127V52L125 51V53H127V56L129 55V57H127L126 55H125V53H124V51L122 50V49H120V50H122L123 51V53H124V55H123V60L125 61H122L123 62V67H122V72L121 73H123V75L125 76V74H126V76L128 77H126L125 76V81H127V80H131L132 79V82H130V80L129 81H127V83L129 84H127L128 85V88H129V86H130V88L132 87H134L135 89H136V87L138 86L139 87V85H141L142 84V86H140L139 87V89L141 90V92L142 93H144V94H142V93H139L140 92V90H138L137 91V89H136V91L138 92H136L137 93V95L138 94H140L141 95V97H146V100L147 101H149V100H154L153 101V104L152 103H149V102H147L146 100H145V102H146V104L147 103H149L150 104V106H149V104H148V107H150V108H148V111H149V109H150V111H151V113H149L148 111H147V114H146V112H145V114L144 113H139L138 114V117L140 116V117H142L143 116V114H144V116H146L145 118H143L142 117V120H145L144 122H148L149 120H151V118H153L156 114L158 115L160 112L159 111H161V109L163 108V107H165L166 108V110H164V112H165V115H166V117H165V115H163L164 114V112L162 113V111H161V113H160V115L162 116H160V115H156L153 119H155V121H153V120H151V121H149V123H147L148 124V126H149V128L150 129H152L153 130V128H154V131L156 130V128L158 127V125H160V127L162 126V125H164L165 126V128L166 129H164V133H165V135L166 134H172L171 135V137H170V135L169 136H165L164 134H163V132L162 133H158V136L157 135H155L157 132H155V133H153V137H156L155 139L154 138H152V140H151V142L149 143L150 145H147V146H145L146 145V143L144 144V143H142V144H136V145H139V146H135V145H133V143H132V139L134 138V135H135V133L134 132H136V130L135 129H132L131 131L130 130H128V129H125V131L127 130V134H126V132L124 131V130H122V133H121V129L119 128V125H125V124H123L122 122L123 121H121L120 120V118H119V120H118V118H115V121H113V122H111V120L113 119V117L111 118V115H109V114H111L112 113V111H113V109L112 108H110V112L108 111V108H106L105 106H106V104L107 103H102V107H100V105H99V107H97L98 105H97V103L96 102H98V104H99V90H97L98 88L99 89H103L102 87L104 86V80L103 79H101V73H100V71L98 70V68L97 67H89V64H87V61L86 60H84L85 58H82V59H80V56L78 55V53L76 54V52L74 53V52H72L73 50H67L66 51V56H65V54L63 55V53H60V56L62 55V57H60L59 56V53H57L58 54V57L56 56V59L54 58L55 56L54 55H52V59H50V60H54L55 59V63L56 64H54V62L53 61H51V62H53V63H51L52 65H57L58 63V65H57V67H59L60 65V67H61V69H62V71H59V70H61L60 69V67H59V69H58V72H63V73H65L66 72V70L65 69H67V72H66V77H65V80L66 79H69L70 78V76H71V78L69 79V80H66L67 81V85H65V83H66V81H64V76H63V74H61L60 75V73L59 74H57V77H58V81H56V83L55 84H57V85H55V86H57V89L58 88H60L61 86H62V84H64L63 85V87H61L60 88V91L58 90V92H59V94L60 95H62L61 97L62 98H64V96H65V99L67 98V99H71V95H73L72 96V98H74V97H76V98H78V100H80V99H82V100H80L79 102H80V107H79V109H80V111H81V113H80V116L79 117H81V119H80V122H81V120L84 122L85 121V119H88L91 115H93V113L95 114H100V115H102V117H103V123L104 124H106V125H109L110 127H111V130H110V133L111 134H113L114 135V133H116L115 134V136H119V139L117 140V138H116V142L114 141V147H117V149H118V147L120 148L121 146L122 147H124L125 149L123 150V152L120 154H117L116 156V159H121V158H125L126 157V159H128L129 161H135V163L136 162H138L139 164H138V166H137V164H135L136 166L134 167V168H136V169H132V170H129L127 173H128V175H127V173H126V177H124L123 179H122V181H121V185L123 184V182L124 183H132V185L134 186V183H135V187H133L134 189V191L133 192H135V193H137V194H135L134 193V195H135V197H137L136 199H139V198H145V202H147V204H148V206H149V210H151L152 209V211H153V209H154V207H155V211H156V213H160V214H155V215H157V217L154 215V218H152L151 219V222L152 221H156V220H158V219H160L161 218V216L162 215H165L164 216V218H163V216H162V220H166V214L168 213V212H166L167 210H165L164 211V213H163V210L161 209V208H159V201H160V197H162V198H164V196H166L167 194H170V192L168 191L167 192V190H165V188L164 187H166V186H164L163 187V185H161V187L162 188H164V189H162L159 185H160V183L162 184V183H165L166 182V179H161V181L160 180H156L155 179V177H151V176H154V174H152V170H154L155 168H157V170L156 171H158L159 169H161L163 166V168H162V171L161 172H159L158 171V173L160 174V173H162L163 171H165L166 170V168L168 169V171L166 170V172H168V174H167V176L169 175V177H171L172 178V176H173V179L175 180V178H178V179H176L175 180V182H172V184H175L176 183V181L177 180H181V178H180V176H181V174H180V172H178L176 169H175V171H174V168L175 167H180V161H182V159L183 160H185L183 163L186 165V167L187 168H189V170H188V172H190L191 173V175H192V177H193V183L191 182L192 181V179H191V181H190V183H192V185H195L194 183H196V187L194 188L195 190H198L199 188H197V187H200V189L201 190H198V191H202L201 193L203 194V197H204V199L206 200V202H204L203 201V204H205L206 203V208H207V210L209 209V211H211V210H213V212L211 211V213L212 214H210V212H209V214L211 215V220H210V222H212L211 224H212V228H210L209 226L208 227H206V228H210V230L209 229H204V230H206V231H210V232H213L211 235H213V236H216L215 238L216 239H218L219 240V238L222 236V237H224V238H221L220 239V241H222V242H224V243H219V245L221 246H219V245H216V246H219V247H217V249L219 248L221 251H225V252H221L219 249H218V251L219 252H221L222 254H220L218 251L216 252V254L214 253L213 254V256L210 258V261H216V263L217 264H264V251L263 252H261L262 250L261 249H259V247L261 246V244H259L258 245V240H261V241H263L264 242V226H263V228H262V230H261V233L262 234H256L255 236L253 235V234H255L256 232H254L255 230L254 229H257V228H254V226H250V223L252 224L253 223V221H255L256 219H255V217L257 216L258 218H259V220H260V218H261V220H260V222H259V224H261V225H264V147L262 146L263 144H264V142L262 143V141L264 140V139H262L261 138V135H260V138L258 137L259 135H257V133H259L260 131H259V129L261 130V134H262V137L264 136L263 135V132L264 131H262L264 128L262 127V126H264V125H260L259 124V126L260 127H262V128H258L257 130L259 131V132H255V130H254V133H252L253 131H252V129H250L251 130V132H250V134L252 133L253 134V138H252V136H250V135H248L247 133H249L248 132V130H249V128L248 127H246V128H244L243 127V129L242 128H240V126H238L239 128H237V126L235 127L236 129H234V126L235 125H238V123H236L235 121H237L235 118H234V120H233V118L231 117V116H226L224 113H227V115H230L231 114V112L234 110V115H233V113L231 114L232 116H236L237 114H236V112L238 111V109L236 110V106L238 107L239 105H235L236 103H235V101H237V99H236V96L239 94L238 92H236V93H234V92H232L233 90H234V85L230 82H228L225 86H224V84L223 85H220V84H218V83H221L222 84V81L216 76V75H214V73L215 72H217L218 70L217 69H223V68H226L224 65H226V66H228V67H231V69L232 68H237L238 67V69H241L242 70V65L241 64H245L244 65V71L246 70V68H249L248 66H251L253 63H252V60L253 61H257V63H259V62H262L261 61V59H259V58H255V55H257V56H259V54L260 55H262L263 56V54H264V48H263V42H264V11L261 13V11H260V13H259V11L258 12H256L255 14H252L253 12L252 11H250V9H257L258 7L257 6H260L258 9H260V8H262V7H264V0H230ZM254 3V5H252ZM256 6V7H255ZM263 10H264V8H262ZM230 12H232V13H230ZM248 12H251V13H248ZM258 13H259V15H260V18L259 17H257V16H259L258 15ZM248 14H249V16H248ZM251 14V15H250ZM263 17H262V16ZM253 19V20H252ZM258 19V20H257ZM261 19V20H260ZM252 20V21H251ZM257 21V22H256ZM255 23V25H254V23ZM259 22V23H258ZM256 23H258V25L256 24ZM261 23V24H260ZM258 26V27H257ZM260 29V31H258V29ZM261 33V36H260V33ZM232 33V34H231ZM256 34H258V35H256ZM249 37L251 40L252 39H254V40H252V42H250V39H247L246 37ZM242 37H244L243 39H242ZM255 37H258V38H263V39H259L258 40V38H257V41H256V38ZM240 39H242V41H240ZM248 40L249 42H247V41H245V43L247 42V43H249V44H244V41L243 40ZM76 41H77V37H76ZM125 43H126V45H125ZM223 43H225V44H223ZM115 44V43H114ZM131 44V45H130ZM263 44V45H262ZM116 45V44H115ZM260 45H261V47L263 48V53L261 54V52H259V54L256 52V54H255V49H256V51H259V50H261L262 51V49H261V47H260ZM122 46V47H121ZM251 46H253V47H251ZM260 48H259V47ZM247 47V48H246ZM248 47H251V48H248ZM131 48H133V49H131ZM247 49V50H246ZM249 49V50H248ZM116 50V51H117ZM119 50V51H120ZM131 51L132 50V55L134 56H132V59L133 60H131V58H130V54H131V52L129 53V51ZM137 50V51H136ZM196 50V48L193 46L191 49H190V54L192 55L194 52H196L195 51ZM212 50V51H211ZM42 54H44L43 56L46 58V57H48L47 56V52H45V48H41V51H40ZM39 52V53H40ZM45 52V53H44ZM242 52V54H244V56L246 57L247 56V60H250L251 61V65H250V63H249V65H248V62H247V60L246 59H244L242 56L240 57V55H242V54H240ZM243 52H251L252 53V55H253V57L252 56H250L251 55V53L248 55V53L247 54H245V53H243ZM253 52H254V54H253ZM38 54V57L36 56H34L33 54H31V56L32 57H28V56H30V55H28L27 56V52H24L23 54L26 56H24L25 58H29V60H30V62L31 63H33V65L31 64L30 66H32L31 68H33V66H35V68H36V66H37V68L39 67V66H42L41 65V59L43 60V58L44 57H42V54ZM122 53V54H123ZM136 53L139 55H141V57H140V55H139V57H138V55H136ZM28 54H29V52H28ZM46 54V55H45ZM56 54V55H57ZM78 55L79 56V60H78V56H76V55ZM136 55V56H135ZM65 58H64V57ZM248 56H250L251 58L250 59H248L249 57ZM126 57L128 58V59H126ZM138 57V59H136ZM260 58H262L261 56H259ZM31 58V59H30ZM34 58H35V60H34ZM37 58V59H36ZM41 58V59H40ZM44 58V59H45ZM243 58V59H242ZM34 60V62H33V60ZM256 59V60H255ZM263 59H264V56H263ZM38 61V62H35V61ZM82 60V61H81ZM128 60H130V61H128ZM134 60H136V62L134 61ZM139 60V61H138ZM245 60H246V62L247 63H245ZM134 63H133V62ZM138 61V62H137ZM238 61V62H237ZM243 61H244V63H243ZM264 61V60H263ZM85 62V63H84ZM128 62V63H127ZM130 62H132L131 64H130ZM242 62V63H241ZM235 63V64H234ZM241 63V64H240ZM39 64V65H38ZM261 64V63H260ZM259 64V65H260ZM133 65V66H132ZM230 65V66H229ZM237 65V67H235ZM259 65L257 64V66H258V69H259ZM66 66V67H65ZM80 66V67H79ZM83 66H85L84 67V69L86 68H88L86 71L83 69ZM125 66H127V67H125ZM134 66H137V68L136 69H138V70H136L135 69V67ZM222 66H224L223 68H221ZM245 66H247V67H245ZM56 67V66H55ZM64 68V70H65V72H64V70H63V68ZM134 67V68H133ZM227 67V68H228ZM255 67H256V65H255ZM254 67V70L256 69ZM262 67V66H261ZM260 67V68H261ZM35 68H33V69H35ZM80 68V69H79ZM81 68H82V71H81ZM263 68V67H262ZM262 68H261V70H262ZM94 69H96L95 70V72H94ZM258 69H256V70H258ZM54 70L56 71L57 69L56 68H54ZM69 70V71H68ZM89 70H90V72L91 73H89ZM93 72H92V71ZM126 70V71H125ZM134 70V72H131V71H133ZM136 70V71H135ZM251 71H253V68L252 69H250ZM250 70L248 69V71L249 72H246L245 71V74L246 73H248V75L247 76H250L252 73H250ZM260 70V71H261ZM130 71V72H129ZM260 71H258V73L257 74H259V72ZM263 71V70H262ZM69 72H73L72 74L71 73H69ZM89 73V75H88V73ZM99 72V73H98ZM264 72V71H263ZM262 72V73H263ZM87 73V74H86ZM93 73V74H92ZM131 73V74H130ZM249 73H250V75H249ZM97 75V77H96V75ZM132 74H135L134 76L135 77H133V75ZM254 74H255V71H254ZM252 75V76H254V82H253V84L255 85V83H257L258 84V82L259 81H256L257 80V77L259 76V75ZM58 75H60L61 77H59ZM75 75V76H74ZM98 75H100V76H98ZM122 75V74H121ZM122 75V76H123ZM216 77V78H218L217 79V81H219V82H217V81H215L216 80V78L214 77V76ZM93 76H94V78H93ZM132 76V77H131ZM199 76H200V78H199ZM255 76H257V77H255ZM261 76H263L262 74L259 76V77H261ZM76 77V78H75ZM78 77V78H77ZM88 77H91V78H88ZM100 77V78H99ZM131 77V78H130ZM139 77V78H138ZM62 80H61V79ZM72 78H73V80H72ZM97 78V79H96ZM135 80H134V79ZM136 78H137V80H136ZM155 78V79H154ZM82 79H86L85 81L86 82H84V80H82ZM94 79V80H93ZM99 79H100V81H99ZM158 79H161V83L163 82V85L161 84V83H159V80ZM162 79H164V81H166V82H164V81H162ZM165 79H167V80H165ZM199 79V80H198ZM92 80H93V82H92ZM241 80V82L242 83H244V84H239L240 83V81L238 82H235V83H237V85H235V87L236 86H238V85H241L240 87H237L238 89L239 88H241L242 87V85H245L246 84V82H245V79H240ZM243 80V81H242ZM258 80H259V78H258ZM68 81H70V82H68ZM73 81V82H72ZM78 83H77V82ZM97 81V82H96ZM99 81V82H98ZM136 81H137V83H136ZM181 81V82H180ZM58 82V83H57ZM61 82H62V84H61ZM65 82V83H64ZM88 82V83H87ZM91 82V83H90ZM134 82H135V84H138L137 86L134 84ZM154 82H155V84H154ZM174 82V83H173ZM24 83H25V85H24V87L26 88V86H28V84L26 85V83L27 82H25L24 81ZM23 82H22V85L24 84ZM82 84V86H81V84ZM87 84V86H86V84ZM97 83V84H96ZM100 83V84H99ZM130 83H133V85H131ZM157 83V84H156ZM177 83V84H176ZM180 83V84H179ZM234 83V82H233ZM58 84H59V87H58ZM71 84H73L71 87H70V85ZM94 84V85H93ZM103 84V85H102ZM151 84V85H150ZM159 84V85H158ZM214 84H215V86H214ZM218 84V85H217ZM229 84H231L229 87H231L232 85V87H231V90L228 88L227 89V87L226 86H228ZM252 84V85H253ZM154 85V86H153ZM155 85H156V88H155ZM160 87V88H158V86ZM168 85V86H167ZM216 85L220 88L221 86H223V88L222 89H226V90H229V91H226L227 92V94H226V92L224 93V94H226V95H224V94H222L221 92H220V90H222L221 88L219 89L218 87H216ZM220 85V86H219ZM2 87L4 86V85H1ZM0 86V87H1ZM17 87V92L18 93H22V94H18L16 91L15 92H10L8 89L6 90V88H5V86H4V88H0V107L2 106V109L0 108V111H1V113H0V125H2V123H3V118H5L6 117V119L7 120H9V121H12L13 119L14 120H16V121H14L15 123L17 122V124L20 126V127H22V130H25L24 131V133L23 134H21L28 142L30 141V140H34V141H36L37 143H38V141H39V143H38V145H39V147H40V145L42 146V144L45 142V136H43L44 134H41L42 136H43V139H42V137H41V135H37V137L39 136V137H41V138H39L38 137V139H37V137L35 138L34 137V135L35 134H32V133H35V131H36V126L37 125H40V123H38V122H36V123H34V122H32L33 121V119H34V117H35V114L33 113V112H29L30 111V106H31V104L30 103H32V102H30L31 100H33V103L35 104L36 102H37V105H39V99H41V98H37L38 96L39 97H41V95L43 96V92H40V91H42V90H25L24 89V87H22L20 84H18V85H16ZM18 86H20V87H18ZM67 86V87H66ZM69 86V87H68ZM80 86V87H79ZM86 86V87H85ZM99 86V87H98ZM136 86V87H135ZM177 86V87H176ZM246 86L247 85H245V86H243L242 87V89H239V90H243L244 92H246L247 94H249L250 92L249 91H245L248 87L249 88H252L253 89V91H254V89L255 90H257V88L259 87H257V85L254 87V86H251V85H249V86H247V88H246ZM66 87V88H65ZM83 87V88H82ZM88 87V88H87ZM95 90H93L92 88ZM137 87V88H138ZM151 87V88H150ZM154 87V88H153ZM170 87V88H169ZM257 87V88H256ZM78 88V89H77ZM131 88V89H132ZM133 88V89H134ZM145 90H144V89ZM172 88V89H171ZM176 90H175V89ZM177 88L179 89L178 91H177ZM217 88V90L215 91V89ZM246 88V89H245ZM248 88V89H249ZM2 89V90H1ZM24 89V90H23ZM84 89V90H83ZM134 89V90H135ZM143 89V90H142ZM149 89H152V90H149ZM158 89H161V90H158ZM218 89H219V91H218ZM245 89V90H244ZM251 89V90H252ZM19 90L21 91V90H23V91H21V92H19ZM76 90H78V91H76ZM80 90V91H79ZM87 90H88V92H87ZM90 90V91H89ZM134 90H131V91H133V92H135ZM154 90H156V91H154ZM168 90V91H167ZM172 90V91H171ZM235 90H236V88H235ZM234 90V91H235ZM250 90V91H251ZM1 91H2V93H3V95H4V93L7 95V97H6V95L3 97V95L1 94ZM25 91H27V92H29V93H27V92H25ZM33 91V92H32ZM35 91V92H34ZM97 91V92H96ZM101 91V90H100ZM145 91H148V93L147 94H149V95H151L152 96V99H151V96H149L150 98H147L148 96H147V94H146V92ZM152 91H153V93H152ZM176 91V92H175ZM219 92V94H220V96L218 95V94H214V93H216V92ZM31 92V93H30ZM67 94H66V93ZM73 92H74V94H76V95H74L73 94ZM76 92V93H75ZM80 92V94H77V93H79ZM82 92V93H81ZM90 92V93H89ZM93 92H94V94H93ZM132 92V93H133ZM175 92V95L173 94ZM177 92H178V94H177ZM224 92V91H223ZM228 92H231L233 95H235L236 94V96L235 97H233V100H231L230 99V97H232L231 96V93H229V95H228ZM242 92V91H241ZM255 92V91H254ZM254 92H251V93H254ZM11 95H10V94ZM17 94V96L16 95H14V94ZM26 94L27 93V95L25 96L24 94ZM42 93V94H41ZM84 93V94H83ZM92 93V94H91ZM95 93H96V95H95ZM136 93H134V96H135V94ZM157 93V94H156ZM179 93H180V95H179ZM255 93H257V91L255 92ZM28 94H31V96L30 95H28ZM40 94V95H39ZM69 94H71V95H69ZM146 94V95H145ZM155 94V96H153ZM166 95V94H168V95H166V96H164V95ZM182 94H184V95H182ZM241 94H243V93H241ZM14 95V96H13ZM36 96V97H34V96ZM67 95V96H66ZM92 96H94V97H92V99H91V97ZM98 95V96H97ZM133 95V94H132ZM137 95L134 97L136 100H135V104L137 105V106H139V107H137V108H139V109H141V106H140V103H139V100L137 99ZM139 95V96H140ZM156 95H157V97H156ZM224 95V96H223ZM245 95V94H244ZM254 95V94H253ZM11 96V98L14 100V98H16V97H23V99H22V97L21 98H19V100H18V98H16L14 101H12L13 102V104H11L12 102H11V100L12 99H8V97H10ZM81 96V97H80ZM164 96V97H163ZM187 96H189L188 97V99L189 100H187ZM227 96H228V98H227ZM14 97V98H13ZM84 97V98H83ZM96 97H98V98H96ZM154 97H155V99H154ZM164 99H163V98ZM166 97V98H165ZM168 97H169V99H168ZM176 97V98H175ZM184 99H183V98ZM7 100V101H4L5 99ZM28 98V99H27ZM33 98V99H32ZM36 98V99H35ZM90 98V99H89ZM161 98H162V100H161ZM172 98H174V99H172ZM223 98H224V100L226 99L227 100V102H228V100H230V102H229V104H228V107H229V105H231L232 106V108H233V110H232V108L231 109H227L226 110V107H227V104L225 105V103H226V100L225 101H223ZM1 99H3V100H1ZM26 99V100H25ZM39 101H38V100ZM84 99V100H83ZM89 99V100H88ZM94 99V100H93ZM95 99H96V101H95ZM168 101H167V100ZM8 100H9V102H8ZM23 100V101H22ZM30 100V101H29ZM91 100V101H90ZM137 100H138V102H137ZM160 100H161V103L163 104V107H162V105L159 103L160 102ZM165 100L167 101L166 103L167 104H165L164 102H165ZM171 100V101H170ZM174 100H175V102H176V104H173V102H174ZM182 100H185L184 102L182 101ZM187 100V101H186ZM20 101H21V103H20ZM34 101H36V102H34ZM82 101V102H81ZM142 101H144V100H142ZM151 101V102H152ZM163 101V102H162ZM173 101V102H172ZM182 101V102H181ZM213 101V105H210V103ZM3 102H6V104L4 105L3 104ZM25 102V103H24ZM26 102H28V103H26ZM92 102H93V105H92ZM157 102V103H156ZM171 102V104L169 105V103ZM174 102V103H175ZM178 102H181V104L180 103H178ZM189 104H191V105H188L187 103ZM218 102V103H217ZM224 102V103H223ZM10 103V104H9ZM15 103L17 104V105H15ZM85 103V104H84ZM87 103V104H86ZM138 103V104H137ZM154 103H156V104H154ZM184 103V104H183ZM231 103V104H230ZM232 103H235V104H232ZM2 104V105H1ZM30 104V105H29ZM90 104V105H89ZM165 104V105H164ZM173 104V105H172ZM212 104V103H211ZM23 105V106H22ZM86 105V106H85ZM88 105V106H87ZM153 105H156L155 107L153 106ZM161 105V106H160ZM167 105V106H166ZM175 105H177V106H179V107H177V106H175ZM182 105V106H181ZM185 105V106H184ZM188 105V106H187ZM196 105V107H193V106H195ZM218 105V106H217ZM7 106H9L8 108L9 109H14V108H16L17 109V113L15 112L16 111V109H12V110H9V109H7ZM11 106H12V108H11ZM19 108H18V107ZM93 106V107H92ZM94 106H96V107H94ZM154 107V109H153V107ZM172 106H174V107H172ZM186 106H187V108L188 107H190V108H188L189 110H187V108H186ZM224 106V107H223ZM230 106V107H231ZM233 106H235V109H234V107ZM23 107H25V108H23ZM29 107V108H28ZM104 107V108H103ZM152 107V108H151ZM160 107V108H159ZM162 107V108H161ZM169 107H171V108H169ZM191 107L193 108V110L191 109ZM229 107V108H230ZM98 108H100V109H98ZM105 108L107 109V110H105ZM160 110H159V109ZM165 108H163V109H165ZM176 108H177V110H176ZM184 108V109H183ZM186 108V109H185ZM219 108V109H218ZM223 110H221V109ZM5 109V110H4ZM24 110V113H21V114H19V112H23V110ZM83 109V110H82ZM85 109H88V110H85ZM156 110V112L155 111H152V110ZM174 109L176 110V111H174ZM181 111H180V110ZM239 109H240V106H239ZM22 110V111H21ZM28 111V114H27V111ZM86 111V112H83V111ZM94 110V111H93ZM98 110L99 112L97 113L96 111ZM107 111V113L105 114V111ZM112 110V111H111ZM167 110H169V111H167ZM221 112H219V111ZM231 112H230V111ZM242 110V109H241ZM240 110V111H241ZM9 111V112H8ZM12 111H14V112H12ZM26 111V112H25ZM104 111V112H103ZM177 111H178V113H177ZM180 111V112H179ZM227 111H229V113L227 112ZM236 111V112H235ZM240 111H238L239 112V114H240ZM8 112V113H7ZM93 112V113H92ZM101 112H103V113H101ZM153 112V113H152ZM159 112V113H158ZM169 114H168V113ZM175 112V113H174ZM188 113V114H186V113ZM237 112V113H238ZM2 113H4L3 115H2ZM82 113H85V114H82ZM91 113V114H90ZM171 113H174V115L173 114H171ZM184 114L185 113V116L184 115H182V114ZM194 113V115H192V114ZM242 113V112H241ZM8 114L12 117V119H11V117L10 116H8ZM22 114H24L23 116H22ZM27 114V115H26ZM31 114V115H30ZM149 114V119L147 120V115ZM190 114H191V116H190ZM222 114H224V116L222 115ZM245 114V116L243 117V116H241V114L239 115V116H241V118L242 119H239L240 121V123H241V126H243V124H242V122H245L246 121V119L245 118H247V116L246 115H248V117H249V114L247 113H244V111H243V114L242 115H244ZM2 115V116H1ZM7 115V116H6ZM22 117H21V116ZM81 115H83V116H81ZM85 115V116H84ZM105 115V116H104ZM172 115H173V117H172ZM183 116L184 118H182L181 119V121L179 120L181 117H178V116ZM5 116V117H4ZM20 116V117H19ZM163 116H164V119H163ZM169 116L171 117V119H175L177 122H178V125H176L177 127V130H176V128L175 127H173V120H171L170 118H169ZM7 117H9V118H7ZM30 117V118H29ZM78 117V116H77ZM107 118V120H106V118ZM175 117V118H174ZM178 117V118H177ZM187 117H188V120H190L191 122H187ZM191 119H190V118ZM194 117H195V119L197 120V121H194ZM221 117V118H220ZM20 118H22V119H20ZM25 118H26V121H25ZM28 118V119H27ZM105 118V119H104ZM165 118H166V120L168 121V119H170L168 122L165 120ZM230 118V119H229ZM232 118V119H231ZM239 118V117H238ZM117 119V120H116ZM157 119H159V120H157ZM178 119V120H177ZM202 119V120H201ZM203 119H205L206 121H204ZM208 119V120H207ZM224 119V120H223ZM225 119H226V121H225ZM147 120V121H146ZM185 121V126H183V124L181 125V123L182 122H184ZM199 120V121H198ZM210 120H211V123H210ZM243 120H245V121H243ZM119 122V124H118V122ZM153 121V122H152ZM162 121V122H161ZM166 121V122H165ZM172 122V125L170 124L171 122ZM193 121V122H192ZM208 121V122H207ZM214 121V122H213ZM228 121H230V122H228ZM232 121H234V122H232ZM26 122H27V126L25 125L26 124ZM29 122H31V123H29ZM80 122H78V124H76V125H79L80 124ZM116 123V125H115V123ZM181 122V123H180ZM196 122V123H195ZM197 122H199V123H197ZM32 123H34V125L32 124ZM109 123V124H108ZM145 123V124H146ZM155 123V124H154ZM166 123V124H165ZM169 123V124H168ZM193 124V126H192V124ZM203 124V125H200V124ZM209 123H210V126H209ZM212 123H213V125H214V129H213V125H212ZM227 123V124H226ZM229 123V124H228ZM233 123V124H232ZM111 124V125H110ZM152 124V125H151ZM154 124V125H153ZM180 124V125H179ZM189 124H190V126L193 128H190V126H189ZM194 124H196V126L194 125ZM245 124V123H244ZM264 124V123H263ZM76 125H72L71 126V128H74V127H76ZM206 125L208 126V127H206ZM230 125H232V126H230ZM234 125V126H233ZM246 125V124H245ZM32 126H33V128H32ZM152 126H153V128H152ZM156 126V127H155ZM169 126H171V127H173L172 128V130L174 129V130H176L177 132H173L172 130H171V127H168ZM174 126H175V123H174ZM201 126V127H200ZM212 126V127H211ZM247 126V125H246ZM249 126V125H248ZM24 127V128H23ZM121 128H122V126H120ZM124 127V126H123ZM180 127V128H179ZM183 127H184V129H183ZM206 127V128H205ZM209 127H210V129H209ZM250 127V126H249ZM195 128V129H194ZM201 128V129H200ZM248 128V129H247ZM70 129V128H69ZM123 129V128H122ZM169 129V131L166 133V131ZM178 129H179V132H178ZM186 129H188L187 131H188V134H186ZM190 129H192V132H191V130ZM198 131H197V130ZM206 129V130H205ZM213 129V130H212ZM237 129H238V131H237ZM241 131H240V130ZM246 129V130H245ZM35 130V131H34ZM166 130V131H165ZM180 130H181V133H180ZM183 130V131H182ZM199 130H201L200 132H199ZM205 130V131H204ZM236 130V131H235ZM113 131H115V132H113ZM129 131V132H128ZM186 131V132H185ZM206 131H207V134H206ZM217 131V132H216ZM245 131V132H244ZM32 135H29V133ZM124 132V133H123ZM172 132V133H171ZM186 134V136H187V138H186V136H183L182 137V134H184V133ZM194 132H196V134L194 133ZM199 132V133H198ZM209 132H216V133H212V134H210ZM237 132V133H236ZM239 132H243V133H246V134H243V133H240V135H247V139L245 138L246 136H241L240 137V135H238V133ZM133 133H134V135H133ZM173 133L175 134V135H173ZM179 135H178V134ZM189 133H190V135H189ZM198 133V134H197ZM256 133V134H255ZM130 134H131V136H130ZM162 135V136H160V135ZM194 134V135H193ZM219 134V135H218ZM225 134V135H224ZM20 135V136H21ZM73 135L74 134H70V136H69V138H73ZM125 135H126V137H125ZM133 135V136H132ZM177 135H178V137H177ZM181 135V136H180ZM193 135V138L191 137ZM198 135V136H197ZM210 135V136H209ZM231 135H233V136H231ZM238 135V136H237ZM254 135H257V137L259 138L258 140H257V137L256 136H254ZM3 136V135H2ZM30 136V137H29ZM122 136H124V137H122ZM178 138V139H180V137H181V139L180 140H176V137ZM189 136H190V138H189ZM196 136V137H195ZM201 136V137H200ZM213 136V137H212ZM5 137V136H4ZM4 137H0V139L2 140H0L1 141V143L3 142V144H1L0 143V157L2 158L3 157V159H2V161H1V158H0V164H1V162H2V164H4L3 166H2V164H1V166L3 167V168H1V166H0V171H2V169H4L5 168V166L7 167V165H8V167L6 168V169H4V171H2V172H0V176H2L3 177V175H4V173H5V176H6V178L8 177V178H10V177H12V179H8L7 181L5 180V176L2 178V177H0V190H1V192H3L4 191V189L7 187L8 189H5V193H7V195L4 193H1L0 192V264H50V263H53V264H60V262L61 261H63V262H61L62 264H144L146 261H148L147 262V264H185V263H183L182 262V257L180 258V255L178 256V257H176V255H178L177 253H174V254H172L173 255V257H172V259H169V260H171V261H167L166 262V259H163L162 260V258H160L161 256H159V253H157V251H156V249H154V253L152 254H147V252L149 251V249L150 248H148V247H146L145 248V250H143L144 249V246L146 245V244H144L145 242L144 241H140V239L139 238H137V239H135L134 241H133V239H132V236H130V235H132V232H131V229L129 228V226L127 225V223L124 221V220H120L119 219V217L117 218V219H114V218H111L110 220L112 221V222H108L107 223V221H110L109 219L108 220H105V222H103L102 224H103V226H105L107 229H109V240H114V241H116L117 243H118V245L119 246H122V247H125V248H127V249H129V250H134V257H132V259H130L129 257H127V259L124 257V256H122V257H118V255L116 254V256H115V259H116V261L115 260H109V259H107L104 255H101L100 253H99V250H98V246L96 245V244H94V242L92 243V241H89V240H87V239H85V240H83V241H81L80 243H79V241H78V244H80V245H76V240L75 239H73V240H75V243H74V245H72L73 244V242L74 241H72V242H67V241H64V243L63 244H60V243H58V245L60 244V246L61 245H65L66 246V242H67V244L68 243H71V244H68L69 246V249H68V247L66 246H61V249L62 250H59L58 251V249L60 248L59 246L57 247V245L55 246L54 245V247H55V249H57V251H55V250H53L52 249V252L51 251H48V250H51L50 248H54V247H51V244H49L50 246L49 247H47L48 246V241H46L45 239H43L44 237H42V235H41V233H39L40 231H44L43 229H41L42 227L43 228H45V230H46V228H47V226H49V225H51V224H48V222H45V221H47L48 220V218L49 217H51L52 215H54V216H57L58 215V211H60V212H62V213H69V214H73L72 212H74L75 214L77 213V212H79V209H77V208H79V205H80V203L79 202H76V203H74V200H72L71 201V203H69V204H67V203H65L64 204V206H63V208H62V205H56V206H52V209L49 207V209L48 208H46V210H45V208H42V209H44L45 210V212L43 211V210H41V211H39V209H34V202L32 201V200H30L31 199V197H30V194L28 195V194H25V193H23L22 192V186L21 185H19V179H21L22 178V176L20 177V174L22 175V172H21V169H22V171H24V173H28V169L26 168V167H28L27 165H29V167L31 166L30 164H29V162L26 160V158H28V155H26L27 153H25V151H22V145L20 144L19 145V143H20V140H21V137H20V140L18 141L17 140V136L15 137V138H13L12 137V139H11V137L10 138H7L8 136H6L5 138H6V140L4 139ZM161 137V138H160ZM167 137L169 138V140L167 141L166 139H167ZM198 137V138H197ZM205 137H207V138H205ZM236 137H237V139H236ZM244 137V138H243ZM255 137V138H254ZM30 138V139H29ZM128 138H130V139H128ZM132 138V139H131ZM159 138V139H158ZM170 138H171V140H172V138H173V140L174 141H170ZM175 138V139H174ZM197 138V139H196ZM213 141H211L210 139ZM224 138H226V141H225V139ZM264 138V137H263ZM9 139H11L12 141H13V139H16V141H17V143H16V141L14 140V142L17 144H15L14 142H11V140H9ZM19 139V138H18ZM127 139V140H126ZM184 139V140H183ZM197 141H196V140ZM199 139L201 140V142H202V140H203V142L204 143H206V141H208L207 143H211V144H205V145H203V143L202 144H200L199 142ZM220 139V140H219ZM246 139V140H245ZM251 139H253V140H251ZM4 140V141H3ZM115 140V139H114ZM130 140V141H129ZM153 140H155V143H152V142H154ZM188 140H190V141H188ZM216 140H218V142L216 141ZM236 140V141H235ZM240 140V141H239ZM44 141V142H43ZM120 143H119V142ZM157 141V142H156ZM189 143H188V142ZM195 143H194V142ZM199 141V142H198ZM211 141V142H210ZM220 141H222L221 143H220ZM248 141V142H247ZM250 141V142H249ZM252 141H255V142H252ZM31 142H33V141H31ZM130 142L132 143L131 145H133V146H130ZM168 142V143H167ZM170 142V143H169ZM173 142H174V144H173ZM176 142V143H175ZM182 142H185L184 144L182 143ZM235 142H237L236 144H235ZM256 142H259V144H257ZM261 142V143H260ZM12 143V144H11ZM22 143V142H21ZM123 145H122V144ZM151 143H152V145H151ZM158 143V144H157ZM196 143H198V144H196ZM212 143H215V144H212ZM240 145H239V144ZM251 143V144H250ZM254 143H255V146H254ZM9 144H11L10 146H12L11 148H8V146H9ZM125 144H127L130 148H128L127 147V145H125ZM157 146H156V145ZM168 144V145H167ZM178 146H177V145ZM188 144H191V145H188ZM196 144V146L198 145L199 146V144H200V146L198 147L197 146V148L199 149V148H201L200 150H196V152H195V154L193 153L194 151V148L196 147H194V145ZM223 144H224V147H222L223 146ZM260 144H261V146L263 147V148H261V146H260ZM2 145V146H1ZM4 145V146H3ZM119 145V146H118ZM171 147H170V146ZM174 146V148H173V146ZM175 145H176V148H175ZM180 145V146H179ZM183 145H188V146H183ZM219 145H220V147H219ZM236 145H239V148H238V146H236ZM243 145V146H242ZM256 145H258L257 147H256ZM9 146V147H10ZM19 146H21V147H19ZM135 146V147H134ZM148 146H150V149H152V152H150V151H147V150H150L149 149V147ZM152 146H155V147H152ZM160 146V147H159ZM190 146V147H189ZM192 146V147H191ZM204 147L203 149H202V147ZM208 146V147H207ZM215 147V149L216 150H218V149H221L220 151L218 150V151H216V150H214L213 148ZM247 146V147H246ZM1 147H2V149H4L5 148V150H3V152H2V149H1ZM4 147V148H3ZM143 147V149H141ZM152 147V148H151ZM157 147V148H156ZM158 147H159V149H161V150H159L158 149ZM163 147H165V150H164V152H163ZM179 147L181 148V149H179ZM184 147H186L185 149H184ZM219 147V148H218ZM260 147V148H259ZM6 148H8V149H6ZM19 149L18 151L21 153H19L18 151H17V149ZM135 148H136V150H135ZM148 148V149H147ZM154 148H156V149H154ZM169 148V149H168ZM190 148V149H189ZM206 148V149H205ZM238 148V149H237ZM243 149L244 151H243V153L241 152L242 150H240V149ZM245 148V149H244ZM130 149V150H129ZM141 152L142 150V154H140V152L138 151V150ZM176 149V150H175ZM196 149V148H195ZM211 149V150H210ZM257 149V150H256ZM8 150V151H7ZM9 150H12V152H10ZM16 150V151H15ZM129 150V151H128ZM145 150H146V152H145ZM156 150V152H154ZM158 150V151H157ZM170 150V151H169ZM183 150H186L185 152L183 151ZM204 150H206L207 152H205ZM209 150H210V152H209ZM215 152V153H212L213 151ZM229 152H227V151ZM238 150H240V151H238ZM260 150V151H259ZM22 151V152H21ZM132 151V152H131ZM212 151V152H211ZM235 151V153L234 154H236V155H232L233 154V152ZM6 152V153H5ZM10 152V153H9ZM14 152V153H13ZM18 152V153H17ZM127 152V153H126ZM135 152H137V153H135ZM139 152V153H138ZM145 152V155L143 154ZM148 152V153H147ZM161 154H164L165 156L164 157H162L163 155H161ZM178 152V153H177ZM201 152H203L202 154H201ZM218 152V153H217ZM238 152V153H237ZM240 152V153H239ZM24 155H23V154ZM131 153H132V155H131ZM133 153H134V156H133ZM152 153V154H151ZM170 153V154H169ZM179 153H180V155H179ZM184 153H185V155H184ZM186 153H188V155L186 156ZM205 153V154H204ZM210 155H209V154ZM219 153L222 155V157H220L219 156ZM223 153V154H222ZM227 153V154H226ZM20 154V155H19ZM127 154V155H126ZM130 155V157H129V155ZM139 155V157L141 156L142 158H138V156H136V155ZM149 154V156H147ZM155 154V155H154ZM156 154H158V155H160V157L158 156V155H156ZM175 154H176V156H175ZM194 154V155H193ZM198 154H200V155H198ZM212 154H214V156L212 155ZM226 154V155H225ZM171 155V156H170ZM173 155V156H172ZM178 155V156H177ZM193 155V156H192ZM197 155H198V157H197ZM202 155H203V158H202ZM207 155V157H205ZM19 156V157H18ZM131 156H133V157H131ZM152 156V157H151ZM154 156V157H153ZM200 156V157H199ZM226 157V158H224V157ZM16 157H17V160H16ZM150 157V158H149ZM156 157H159L158 158V160L160 159V158H162L161 160H159V164H162V165H159L158 167H155L154 169L153 168H146V161H149V159H151V160H153V159H157ZM166 157H168V158H166ZM175 158L174 159V161H173V158ZM216 157V158H215ZM220 157V158H219ZM234 159V160H231L232 158ZM130 158V159H129ZM133 158H135V159H133ZM147 158V159H146ZM166 158V159H165ZM172 158V159H171ZM198 158H200V160L198 161V165H197V167L195 166L194 167V165H196L197 163H195L194 161H196V160H198ZM205 158V159H204ZM210 158V159H209ZM6 159V160H5ZM12 159V160H11ZM19 159V160H18ZM139 159V160H138ZM146 159V160H145ZM164 159V160H163ZM193 159V160H192ZM202 159V160H201ZM212 159V161H210ZM214 159H217V161L216 160H214ZM219 159H224V160H227V162L226 161H222L221 162V160H219ZM232 162V165L234 166L235 164H237L238 165V168H239V171H238V168H237V166L235 165L234 167L233 166H231V163H229L230 161ZM244 159V160H243ZM10 160V162L11 163H8V161ZM23 162V165H20V164H22V162ZM28 162V163H25L26 161ZM166 160H168V163H166L167 161ZM170 160H172V161H170ZM187 160H188V162H187ZM207 160V161H206ZM12 161H13V163H12ZM18 161L20 162V163H18ZM145 163H144V162ZM164 161V163H162V162ZM209 161L211 162V163H209ZM234 161H238L237 163L236 162H234ZM17 162V163H16ZM144 163V165H143V163ZM161 162V163H160ZM170 162H173V165H170L171 163ZM176 162H177V165H176ZM207 162V163H206ZM213 162H215V163H217V164H215V163H213ZM218 162H219V165H218ZM222 163V166H221V163ZM8 163V164H7ZM16 163V164H15ZM25 163V164H24ZM170 163V164H169ZM209 163V165H207ZM215 164V166L213 167L212 166V168H211V165L210 164ZM224 163V164H223ZM229 163V164H228ZM235 163V164H234ZM7 164V165H6ZM27 164V165H26ZM75 164V165H74ZM86 165V167H85V165ZM141 164L144 166V168H142L143 166H141ZM169 165L168 167H167V165ZM183 164V165H184ZM190 164V165H189ZM193 166H192V165ZM204 164V165H203ZM227 164V165H226ZM9 165H14V166H17V167H15L16 168V170H15V168L13 167V171L11 170V167L12 166H10V168H9ZM25 165V166H24ZM182 165V164H181ZM200 165H202L201 167H203L204 168V166H205V168H206V166L207 167H210L209 169H201V167H200ZM225 167H224V166ZM239 165H241V166H239ZM21 166V167H20ZM72 166V167H71ZM77 167V168H75V167ZM90 164L88 163V162H85V163H81L80 161H76V162H74V163H72L71 165H70V170H69V174H71L72 176H73V179H74V181H76L75 183H77V184H79L78 186L80 187V186H83L82 184H84V188L83 189H85L86 191H87V189H89V188H92V189H89V190H93V189H95L94 187H97V185H98V188H100L99 189V191L100 190H102L103 189V187H104V189L102 190L103 192L105 191V193H103L102 192V194H100V192L98 191V193L100 194V196H99V194H98V197H105V199L104 200H106L108 197V195L110 196V193L112 192L113 194H114V196H115V198H114V196H113V194H111V196H113V198L115 199H113L112 197L110 198V199H107L106 200V202L109 200V203L111 202L112 203V201L114 200V201H116V199H117V201L121 198V192H122V188L120 189V184H116L115 185V180H113L112 178H109L108 177V179L106 178H102L101 179V176L102 175H100V174H98L97 172V169L96 168H94L93 166H90ZM113 165H108V167H110V169H111V167H112ZM141 166V167H140ZM148 166V165H147ZM170 166H172V168L170 167ZM28 167V168H29ZM107 167V168H108ZM192 167V168H191ZM237 168V169H235L234 170V168ZM9 168V169H8ZM20 168V169H19ZM75 168V169H74ZM79 168V169H78ZM82 168V169H81ZM139 168V169H138ZM140 168H142V169H140ZM165 168V169H164ZM197 168V169H196ZM222 168H223V172H222ZM232 168H233V170H232ZM19 169V170H18ZM27 169V170H26ZM72 169H74V170H72ZM85 169V170H84ZM92 171H91V170ZM109 169V170H110ZM137 169H138V171H137ZM147 169V170H146ZM164 169V170H163ZM196 169V171H197V173L199 174V171H198V169H200V172L201 171H203V172H205V173H203V174H205V176L207 177H205V179H206V181L208 182V183H210V187L208 186L209 184L207 183V182H205V179L204 178H202L201 177V175L200 174H202V173H200L199 175L197 174V173H194L195 175V177L193 176V173H192V171L194 172V170ZM7 171V174H6V171ZM10 170V171H9ZM78 170H79V173H78ZM96 170V171H95ZM99 170V169H98ZM133 170H135V171H133ZM172 170V171H171ZM210 170V171H209ZM236 170H237V172H236ZM12 171V173H10ZM16 171H18V172H16ZM27 171V172H26ZM73 171H75V172H73ZM86 172V173H84L83 174V172ZM88 171V172H87ZM111 171V170H110ZM131 171H133V172H131ZM137 171V172H136ZM140 171V172H139ZM152 171V172H151ZM156 171H154V172H156ZM181 171V170H180ZM207 171V172H206ZM233 172V174H235V175H238L239 173L240 174H242V175H244L243 177L244 178H242V177H240L241 175L239 174L238 176H239V178L238 177H236V176H234L232 173H227L228 174V177H227V175H226V172ZM100 172V171H99ZM135 172V173H134ZM173 172H175L174 174H173ZM8 173H10V175H8ZM23 173V175H25ZM88 173V174H87ZM91 173V174H90ZM96 173V174H95ZM133 173V174H132ZM138 173H139V175L141 176H138ZM171 175H170V174ZM237 173V174H236ZM2 174V175H1ZM18 174V175H17ZM86 174V176H85V178L87 177V179H85L84 178V180L82 181V179H83V177L82 176H80V175H85ZM90 174V175H89ZM132 174V175H131ZM175 174H176V176H175ZM203 174H202V176H203ZM211 174V175H210ZM215 174H216V176H215ZM12 175V176H11ZM27 175V174H26ZM92 175V176H91ZM129 175H131V176H129ZM210 175V176H209ZM213 175V176H212ZM233 175V176H232ZM18 176H19V179H18ZM98 176H99V179H97L98 178ZM106 176V175H105ZM104 175H103V177H105ZM208 176L211 178V176L214 178H212V179H210V178H208ZM218 176V177H217ZM75 177V178H74ZM107 177V176H106ZM133 177H135V179H132ZM148 177V178H147ZM92 180H91V179ZM96 178V179H95ZM137 178H139L138 180H137ZM152 178H153V180H152ZM201 178V179H200ZM215 178H217L218 180H216ZM234 178H236V179H234ZM81 179V182L79 181ZM88 179H90L89 180V182H88ZM95 179V180H94ZM102 181H101V180ZM113 180V181H111L110 182V180ZM125 179V180H124ZM131 179V181H129ZM148 179V180H147ZM196 179H199V182H201V183H199L198 182V180H196ZM239 179H241V181L243 182V181H245L244 183H242ZM244 179V180H243ZM5 180V181H4ZM9 180H11L10 181V184H9ZM94 180V181H93ZM98 180V181H97ZM105 180V181H104ZM196 180V181H195ZM202 180V181H201ZM203 180H204V183H203ZM210 180L212 181V182H210ZM216 180V182L217 181H219V182H217V183H215L214 181ZM13 181V182H12ZM95 181H96V183H95ZM103 181H104V183H103ZM109 181V182H108ZM129 181V182H128ZM133 181V182H132ZM135 181V182H134ZM136 181L138 182H141V183H143L144 182V184H142V185H140V184H138V183H136ZM157 181V182H156ZM164 181V182H163ZM240 181V182H239ZM6 182V183H5ZM14 182H16V184H14ZM84 182V183H83ZM86 182H88V183H86ZM91 182H93V183H91ZM160 182V183H159ZM178 182V185H179V182H181V181H177ZM197 182H198V185H197ZM223 183L222 185H220L221 183ZM13 183V184H12ZM86 183V184H85ZM91 183V184H90ZM100 183V184H99ZM114 185H113V184ZM203 183V184H202ZM212 183V184H211ZM234 183H236L237 185H235ZM240 183V184H239ZM241 183H242V185L244 184V185H246V186H242L241 185ZM3 184V186H1ZM81 184V185H80ZM90 184V185H89ZM95 184V185H94ZM101 184H104V185H101ZM107 184V185H106ZM138 184V185H137ZM177 184V183H176ZM175 184V185H176ZM199 184H201V185H199ZM206 184H208V185H206ZM213 184H216V186L215 185H213ZM217 184H218V186H217ZM225 184V185H224ZM227 184V185H226ZM232 184H234V185H232ZM5 185V186H4ZM7 185V186H6ZM8 185H10V187H8ZM12 185V186H11ZM16 185V186H15ZM92 185V186H91ZM93 185H94V187H93ZM131 185V184H130ZM149 185V186H148ZM15 186V187H14ZM18 186L19 187H21L20 189H17L18 188ZM87 186H89V187H87ZM101 186H102V189H101ZM109 187V188H106L105 189V187ZM110 186H112L113 188H114V190L112 189V187H110ZM138 186V187H137ZM157 186V187H156ZM209 187V188H207V187ZM213 186H214V188H213ZM225 186V187H224ZM240 186V187H239ZM243 187V189H242V187ZM4 189H3V188ZM12 187V188H11ZM13 187H14V190H15V188L18 190H15V192H16V194H15V192H14V190H13ZM87 187V188H86ZM118 187H119V189H118ZM202 187V188H201ZM203 187H205V192H206V194H204L205 192L203 191L204 190V188ZM221 190H219L218 188ZM224 187V188H223ZM229 187H231L232 189L230 190V188ZM235 187V188H234ZM236 187H239V189H237L236 190ZM82 188V187H81ZM150 188V189H149ZM197 188V189H196ZM206 188H207V190L208 189H211V191L213 192L214 190V192H213V194H212V192L210 191V190H208L209 192H211V193H208V191L206 190ZM213 188V189H212ZM228 188H229V190H228ZM241 188V189H240ZM12 189V190H11ZM97 189V188H96ZM136 189V190H135ZM139 189V190H138ZM172 189V188H171ZM226 189V190H225ZM10 190V191H9ZM19 190H21V191H19ZM108 190H110L109 192H107ZM118 190H119V192H118ZM138 190V191H137ZM225 190V191H224ZM233 190H236V191H233ZM94 191V190H93ZM97 191H95V192H91V193H94V195H95V193L97 192ZM148 191V192H147ZM180 191V190H179ZM223 191L224 192H227V193H223ZM228 191H230L229 192V195H230V199L228 198L229 197V195H227L228 194ZM235 192V194H233V195H231L230 193H232V192ZM247 191H249V192H247ZM254 191V192H253ZM19 192V193H18ZM22 192V193H21ZM90 192V191H89ZM88 192V193H89ZM165 192L167 193V194H165ZM197 192V191H196ZM200 192H198V194L200 193ZM215 192H217L216 194H217V196H216V194H215ZM219 192H222L223 194H221V193H219ZM10 193V194H9ZM21 193V194H20ZM144 195H147V197L148 198H146V196H144ZM14 194V195H13ZM23 194V195H22ZM107 194V195H106ZM117 194V195H116ZM149 194V195H148ZM197 194V195H198ZM201 194V195H202ZM221 196H220V195ZM4 195H5V197H4ZM27 195V196H26ZM106 195V196H105ZM138 195V196H137ZM156 195V196H155ZM200 194H199V196H201ZM213 195H215L216 196V198L217 199H215V197L213 196ZM12 196V197H11ZM15 198H14V197ZM19 196V197H18ZM96 196H97V193H96ZM143 196V197H142ZM168 196H170V195H167V198H168ZM207 196V197H206ZM227 197V199H229L228 201L231 203V205L233 206V207H231V205H230V203L227 201V199L225 198V197ZM4 199H3V198ZM22 197V198H21ZM23 197H24V199H23ZM158 197V198H157ZM222 197V198H221ZM223 197H224V199L225 200H223ZM238 197V199H239V197H241L239 200L238 199H236ZM257 197V198H256ZM8 198V199H7ZM19 198H21V199H19ZM29 198V199H28ZM166 198V197H165ZM210 199V201H209V199ZM221 198V199H220ZM7 200V202H6V200ZM16 199V200H15ZM27 199V200H26ZM159 199V200H158ZM231 199H233V201L231 200ZM234 199H236V201L234 200ZM29 200H30V203H27V201L29 202ZM156 200H158V201H156ZM208 200V201H207ZM219 200V201H218ZM150 201V202H149ZM213 201V203H211ZM232 201V202H231ZM236 202V203H239V205L238 204H234L233 202ZM238 201H241V202H238ZM261 201H263V202H261ZM25 202H26V204H25ZM152 202V203H151ZM156 202V203H155ZM220 202V203H219ZM222 202V203H221ZM224 202V203H223ZM227 202V203H226ZM6 203V204H5ZM32 203V204H31ZM74 203V204H73ZM79 203V204H78ZM115 203V202H114ZM158 203V204H157ZM226 203V204H225ZM10 205V207H9V205ZM156 204V205H155ZM213 204V205H212ZM221 204V205H220ZM223 204V205H222ZM225 204V205H224ZM241 204H242V206H241ZM3 205V206H2ZM27 205V206H26ZM154 205V206H153ZM211 205V206H210ZM227 205V206H226ZM246 207H245V206ZM249 205V206H248ZM5 206V207H4ZM28 206H30V207H28ZM76 207V208H73V207ZM260 206H261V208H260ZM53 207H56V208H53ZM58 207V208H57ZM65 207V208H64ZM153 207V208H152ZM210 207V208H209ZM226 207V208H225ZM227 207H228V209H227ZM237 207V208H236ZM249 207V208H248ZM251 207H252V209H251ZM36 208V207H35ZM71 208V209H70ZM215 208H216V210H215ZM233 208V209H232ZM234 208H236V209H238V211L236 210V211H234ZM251 209L252 211L250 212L248 209ZM35 211H34V210ZM55 209V210H54ZM57 209V210H56ZM64 209V210H63ZM78 211H77V210ZM233 210V213L231 212V210ZM245 209V210H244ZM247 209V210H246ZM254 209V210H253ZM30 210V211H29ZM69 210V211H68ZM76 210V211H75ZM113 210V209H112ZM162 212H161V211ZM225 210V211H224ZM228 210H230L229 211V213L228 212H226V211H228ZM242 210H244L243 211V216H245V217H243L242 216V213H239V212H241ZM9 211V212H8ZM23 211V212H22ZM39 211V212H38ZM65 211V212H64ZM158 211V212H157ZM160 211V212H159ZM224 211V212H223ZM248 211V212H247ZM7 212V213H6ZM59 212V213H60ZM112 211H110V213H111ZM235 212V213H234ZM236 212H238V213H236ZM256 213V216H255V214L253 215L254 216V218H249V217H246V216H248V215H250L251 213ZM13 213V214H12ZM20 213V214H19ZM39 213V214H38ZM41 213H43V215L41 214ZM50 213H54V214H49ZM104 214H107L105 211L103 212ZM114 215H115V212H114V210H113V212H112ZM163 213V214H162ZM166 213V214H165ZM214 213V214H213ZM230 213H231V215L232 216H234V214L236 215L237 214V217L235 216V218L237 219V220H235V218H233L235 221H237V223L239 224V226L241 227V225H244L245 223H247L248 222V220H249V222H248V224H245L244 226L246 227L247 226V229H245V228H243L242 227V229H244L243 231L244 232H246V233H244V232H242V229L238 226V224L235 222V221H233L232 220V222L234 223H236V225L238 226H236V225H234V224H232L233 225V227H232V225H231V227H230V222H229V220H227V219H229V217H230V219L232 218V216H230ZM246 213V215H244ZM6 214V215H5ZM21 214H22V216H21ZM23 214H26V215H23ZM36 214V215H35ZM56 214V215H55ZM162 214V215H161ZM224 214V215H223ZM229 214V215H228ZM258 214V215H257ZM20 215V216H19ZM159 215H161V216H159ZM228 216V218H227V216ZM252 215H250V217H253ZM19 216V217H18ZM24 216V217H23ZM33 216H35L34 218H33ZM38 216V217H37ZM240 216H242V217H240ZM21 217V218H20ZM23 217V218H22ZM40 218V219H37V218ZM159 217V218H158ZM224 217V218H223ZM240 217V218H239ZM256 217V218H257ZM227 218V219H226ZM258 218H257V220H258ZM16 219V220H15ZM20 219H22V221L20 220ZM25 219V220H24ZM34 219V220H33ZM45 219V220H44ZM114 219V220H113ZM153 219H155V220H153ZM242 221V219H244L242 222H244V224L243 223H241V221ZM254 219V220H253ZM20 220V221H19ZM28 220V221H27ZM213 220V221H212ZM225 220H227V221H225ZM245 220H247L246 222H245ZM253 220V221H252ZM15 221V222H14ZM18 221V222H17ZM25 221V222H24ZM33 221H36V222H34V223H36L35 225H34V223H33ZM42 221H44V222H42ZM170 220H166L165 222H166V225L164 224V226H163V228H165L166 226H167V222H169ZM238 221H240V222H238ZM252 221V222H251ZM20 222V223H19ZM21 222L23 223V224H21ZM29 224V225H27V223ZM164 222V223H165ZM227 222H229L228 224H229V226H228V224H227ZM231 222V223H232ZM262 222V223H261ZM15 223H16V226H15ZM21 224V225H19V224ZM169 223H171V221L169 222ZM201 223V222H200ZM223 223V224H222ZM241 223V224H240ZM215 224V225H214ZM224 224H226V225H224ZM18 225V226H17ZM22 225H24V226H22ZM32 227H31V226ZM40 225V226H39ZM42 225V226H41ZM45 225V226H44ZM128 227H127V226ZM220 225H221V227H222V229L220 228ZM253 225V224H252ZM20 226H22V227H20ZM17 227V228H16ZM24 227H26V229L24 228ZM31 227V228H30ZM39 227V228H38ZM41 227V228H40ZM225 227V228H224ZM14 228H15V230H14ZM36 228V229H35ZM221 229V232H220V229ZM22 229V230H21ZM24 229V230H23ZM30 229V230H29ZM212 229V230H211ZM214 229V230H213ZM219 229V230H218ZM227 231H226V230ZM251 229H253V230H251ZM14 230V231H13ZM25 230H27V232L25 231ZM36 230V231H35ZM128 230V231H127ZM165 230V229H164ZM167 230H170V228L169 227H166V232H167ZM217 230V231H216ZM225 232H224V231ZM241 231V233H240V231ZM20 231L22 232V233H20ZM39 231V232H38ZM219 231V232H218ZM223 231V232H222ZM16 232H17V234H16ZM32 232H33V234H32ZM34 232H36V233H34ZM129 232V233H128ZM169 232V231H168ZM13 233V234H12ZM15 233V234H14ZM30 234L29 235V238H28V236H27V234ZM221 233V236H219V234ZM224 233V234H223ZM250 233V235H246V234H249ZM19 234V236L23 239H21L19 236H17ZM25 234V235H24ZM37 234H38V236H37ZM169 234H172V233H169ZM217 234V235H216ZM244 234V235H243ZM252 234V235H251ZM14 235V236H13ZM204 235V234H203ZM24 236H25V238H24ZM204 236H206V235H204ZM257 237L258 239H254V237ZM263 236V237H262ZM17 237H19L20 238V241H19V239L17 240V241H15V238ZM37 237H39L38 238V240H37ZM16 238V239H17ZM34 238V239H33ZM207 238V240L209 239L208 238V236H206L205 237V239ZM24 239H26L27 241L29 240V243L26 241V240H24ZM32 241H31V240ZM257 240V241H256ZM26 242V243H24V242ZM19 242V244L20 245H22V247L20 246V245H18V244H16V243H18ZM23 242V243H22ZM44 242V243H43ZM88 243V244H84V243ZM132 242V243H131ZM144 242V243H143ZM244 242V243H243ZM249 242H250V244H249ZM252 242V243H251ZM22 243V244H21ZM30 243H31V245L33 246H31L30 245ZM37 243V244H36ZM39 243H41V244H39ZM50 243V242H49ZM82 243H83V245H82ZM139 243V244H138ZM26 245V244H28V245H26L27 247H29V248H26V247H24V245ZM142 246H141V245ZM143 244H144V246H143ZM254 244V245H253ZM82 245V246H81ZM85 245H87L86 247H85ZM91 246L93 249H91V247H88V246ZM255 245H256V247H255ZM36 246H37V248H36ZM129 246V247H128ZM141 246V247H140ZM251 246H253L252 248H251ZM70 247H71V250H70ZM74 247V248H73ZM77 247V248H76ZM79 247V248H78ZM34 249V248H36V251H34V250H30V249ZM66 248V249H65ZM73 248V249H72ZM148 248V249H147ZM210 247H208L206 250L207 251H212V247L209 249ZM216 248V247H215ZM225 248V249H224ZM262 248V247H261ZM95 249H97L98 251H97V253L95 252L96 250ZM146 249H147V251H146ZM95 250V251H94ZM177 251H178V248L176 249ZM203 250H205V249H203ZM216 250V249H215ZM228 250V251H227ZM261 250V251H260ZM32 251V252H31ZM156 251V252H155ZM214 251V250H213ZM34 252V253H33ZM37 252V253H36ZM50 254H49V253ZM56 252V254H54ZM151 252V251H150ZM226 252H228V253H226ZM257 252L258 253H260V254H257ZM33 254V257H32V254ZM48 253V254H47ZM53 253V256H51V254ZM58 253V254H57ZM60 253V254H59ZM98 254V255H96V254ZM217 253H218V255L219 256H217ZM263 253V254H262ZM39 254V255H38ZM158 254V255H157ZM30 255H31V257H30ZM41 255V256H40ZM43 255H45V256H43ZM49 255V256H48ZM57 257H56V256ZM58 255L61 257V261L59 260V258H58ZM140 255V256H139ZM220 255H222L221 257H220ZM230 255V256H229ZM254 255V256H253ZM263 255V256H262ZM48 256V257H47ZM50 256L52 257V258H50ZM98 256H101V258L100 257H98ZM144 256H145V259H143L144 258ZM263 258H262V257ZM39 257V258H38ZM99 259H98V258ZM117 257V258H116ZM175 257V258H174ZM194 257V256H193ZM200 257H203V261H205L204 263H203V261H202V264H209V261L207 260V256L206 255H204V256H199V258ZM36 258H38V259H36ZM54 258V259H53ZM55 258H56V261H55ZM118 258H121V259H119L118 260ZM173 258H174V260H173ZM196 258V257H195ZM258 258V259H257ZM49 261H48V260ZM201 259V258H200ZM227 259H228V261H227ZM230 259V260H229ZM248 259V260H247ZM38 260V261H37ZM52 260L53 261H55V262H52ZM58 260V261H57ZM80 260V261H79ZM132 260V261H131ZM168 260V259H167ZM37 263H36V262ZM143 261H145V262H143ZM152 261V262H151ZM200 261L201 260H197L196 262L198 263L199 262V264H200ZM221 261V262H220ZM260 261H262V262H260ZM57 262V263H56ZM171 262V263H170ZM219 262V263H218ZM228 262V263H227ZM190 264H194V263H190Z\"/></svg>", "mask_w": 264, "mask_h": 264}]
</instances>
